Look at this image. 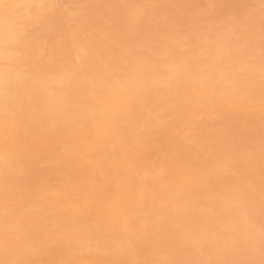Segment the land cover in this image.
<instances>
[{"label": "rangeland", "instance_id": "rangeland-1", "mask_svg": "<svg viewBox=\"0 0 264 264\" xmlns=\"http://www.w3.org/2000/svg\"><path fill=\"white\" fill-rule=\"evenodd\" d=\"M2 1L3 2L5 1V2L3 3ZM2 1H1V3H3L2 5L9 6L11 4L9 6L10 9L14 8L12 7L11 0H9L10 2L9 1L7 2V0H2ZM27 1L28 0H25L21 3V5L20 4L18 5L20 8V6L22 5L24 6V2L27 4L26 8L25 6L24 7L22 6L20 10L17 9L18 8L17 7L16 10H18L19 12L16 10L11 11L8 7L7 8L5 6L2 7L1 5V10H0L1 14H4L7 12V15L12 17L11 14L14 13L13 14L14 16L15 12L18 13V17L16 14L15 15L16 18L14 16L13 21L11 20L13 19L11 17H10V20L8 19L9 21L8 24L10 26L7 25L6 26L7 28L6 27H5L6 29L4 28L5 35L8 33L9 35L14 37L15 32H16L15 36H18V37L16 38L14 37L15 38L14 40H17V39L18 40L14 41L12 37L11 40H13L14 42L10 41L12 43V44L10 43L11 45L7 43V46H4L6 44L4 45L2 44V46H0V50L3 48L6 49V47L8 48L10 47V49H14V51L17 49L15 52L13 50L11 51L15 54L17 53V57H16L17 60L15 61L16 58L15 59L14 57L12 58V56L14 55L11 56V59H14V62L11 61V59L7 57L5 59L3 58L4 59L3 61L0 57V61H1L0 67L2 64H4L2 65L3 68L8 66L9 69L11 70L10 67H12L14 64L15 65L14 67L15 68L17 67L18 71L21 70L20 72H23V71L26 72L27 74L18 73V75H20L19 78L20 77H22L21 79L24 78V81L17 80L19 82L22 81L21 85H19L20 84L19 83L18 86L20 88L22 86H23L22 88L24 87L26 89L30 88L29 90L28 89L27 90L29 92L32 91L31 93L28 94L27 93L28 91L25 88L23 89V91H21L22 89L18 88L16 86L17 84L16 85L13 84L14 86H11L12 88L14 87L13 89L17 91L19 89L21 91V94L27 91L26 92L27 95L24 96V99H22V102L20 101L22 104L17 100L19 103V104L17 103V105L21 104V107H19L20 111L18 110V107H17L18 112L15 111L16 110L15 104L17 101H13L15 102V104L13 102L11 103L12 100L8 96L13 94L12 95L13 98L16 95H18V97L20 98L21 94H19L18 92L17 94L15 93L11 94L12 91L14 92L13 89L11 92L6 91L7 93L10 94V95L9 94L7 95L8 98L6 97V99H10V101L8 100L7 103L10 102L9 105L12 104L14 106V108H12L13 106L11 105L12 107L10 106L9 108L14 109L16 114L13 112L12 115L10 114H9L10 116L8 115V118L10 119L12 118L11 120L6 119V118L4 120H9L7 122H10V123H12V120H14L16 121L15 122L16 124L13 121L12 123L13 126L9 123L12 128L7 127L6 129V126L5 127L3 126L1 127V129L5 128L7 130L6 131L2 129V131L4 132L6 131L5 133H8L7 134L8 136L4 138L6 140V139L12 138L9 136H12L13 135L12 133H14V131L11 132L9 129L12 130L14 127V128H19L22 131H25L26 130L25 125H27V130H28L31 127V125L30 127H28L29 124L31 123L34 126V129L37 131L35 132L34 129L32 131L31 130L33 128L32 126L30 129L31 133L30 131H27V132L25 131L27 133L26 134L27 138H29L30 136H34V138H37L39 137L38 135L42 136L44 132L46 131V134H44V136L45 135L48 136L49 134V137L51 139L53 135L58 138L57 134H59V140L61 136V139L63 138L66 141V144H64L65 141L64 143L58 141L59 145H61L62 147H59V149L56 152L55 150H53L54 148L53 146L57 147L56 146L57 142L55 143V141L54 142L52 141L55 144L52 146L53 148L51 147L50 150L48 149V152L50 151V153L46 154L43 152L44 155H48L50 157H52L51 154L57 153L59 156L58 158L61 160L60 162L58 161L59 159L56 158L58 159L57 160L58 165L59 163L61 165L62 160H63V164H62L63 166L59 168V171L58 170L55 171L57 167L56 168L53 167L54 172H56V174H58L59 176L54 174L56 175L55 177H57L55 178L54 175L52 174L54 173L53 171H51L50 173L52 174L51 175L52 177H46V176H50V174L46 176L42 174L45 177L43 176L38 177L39 181L42 179L41 180L42 182L40 181L42 184H40L39 182V185L40 186L42 185L41 188L38 184L37 185L39 186V188H37L36 184L33 185L34 181L29 182V183H22L23 185L27 184V186L30 183L32 184L28 187L26 186L27 188L26 187L24 188V186H21L22 185L21 183H20V186H18L19 184L17 185V183L15 185V182H13L12 184L14 186L11 187L12 179L11 177L8 178L10 176L9 174L10 171L8 170H10V167L13 165V164H9L11 163L9 159L11 158L10 156L12 154L15 155L12 152L14 151L12 150V148L15 149V147H18L19 145L17 146L11 145L10 147L9 144H11L10 143L12 141L11 139H10L11 141L7 140L8 143H6L7 141L5 142V140L4 141L0 140L4 142V143H1V145L2 144L4 145L2 149L0 145V150H3V151L6 150L4 152H8L9 150V154L11 152L10 155L7 153V154H2L1 156L0 154V161H2L3 163L1 164L0 162V220H1L0 221V234H3V232L6 234L7 232L9 233H11V231L13 232L11 233L12 235H10L11 238L9 237V241L7 240L8 242L5 241V238L6 237L8 238L9 235L6 236L5 238H3V236L1 238L0 236V240L2 241L4 240V243H5L3 244L2 242V244H0V264H62L63 261H64V264L66 262H67L66 264H69V263L71 264L72 262L74 264H95L96 262H97L96 264H183V263L188 264V262L190 263V260H191V264H193L195 260L197 262H195L194 264L196 263L198 264V260L200 258H201L200 262H202V260H205V259L208 260L210 256L212 257V261L214 264H219L218 262H216L217 258H219V262L221 264L223 263L220 261L221 259H223L222 261L225 262L223 264H232L235 259H238L237 255H240L238 259L240 263L239 261L237 263V260H235L234 264H256V263L264 264V255H263L264 254V78H262L264 77L263 76L264 75V70H263L264 68V62H263L264 61V0H132V1L131 0H77V1L76 0H40L39 1L38 0V2H36L37 4L39 3L38 6L36 3L34 4V0H30V5L33 8H31V6L29 7V3H27ZM85 2L86 4L84 5ZM31 3L34 5H32ZM3 8L4 10L2 11ZM129 8H133V9H129ZM62 9L63 10L65 9V11L72 10L73 12L71 11L72 14L71 12L65 13ZM76 10H78V12H75ZM10 11L11 13H9ZM60 11H62L63 14H67V15L69 14L68 16L69 17L71 16V17L69 18L67 16L66 18V16H62L63 14H61L62 12L59 13ZM129 13L130 15H132L133 13L136 17L130 16ZM25 15H29V16H25ZM54 15H60V16L56 17ZM21 16L23 17L21 18ZM61 16L63 17V19L65 17V19H69V20L66 21L65 23V19H64V22L62 23V25L59 26V24H61V21H63L61 20L62 18ZM51 17L53 18L55 17L54 19H57L59 17V19H57V23L55 22L56 20L52 21ZM80 20H83V22L85 23V24L84 23L82 24L81 22L83 26L84 25H87V26H85L84 28L79 27L81 26ZM10 21L12 23H10ZM23 21L24 22L26 21L25 22L26 24H24ZM98 21L100 23H98ZM68 22L69 24H67ZM73 23L79 24L77 31H75L76 30L75 27L78 24H76L75 26H72L74 25ZM25 27H26V30H25ZM49 27L50 28L53 27V28L49 29ZM12 28H13L14 34L11 30ZM63 28H66V29H63ZM53 29L54 30L56 29L57 31L56 30L54 31ZM7 30L10 31L11 33L7 32ZM46 30L47 32H49L50 30V32L53 33V35H51V33H48L47 35H43L47 33ZM19 31L21 33H19ZM76 32H77V36L75 37L74 35H76ZM63 33H68L71 35L72 33L73 34L75 33L74 35H72L74 36L72 38H76V40L78 39V35H79V39H78L79 42H77L75 39H72V38H71L72 42H70V39H68L70 38L68 37L69 35L64 37L65 35ZM81 34H82V37H81ZM39 35H41V37ZM42 35L44 37L46 36L44 40H43ZM97 35L99 36L101 35V37ZM36 36H37V39L39 40V41L37 40L38 43L36 45L43 46L44 48H46L44 49L45 51L43 50L45 53H41L42 48L39 50L41 54H39L38 51L36 54L34 53L36 50L40 48L38 47L37 49L36 48L37 46H34L36 43L35 42ZM48 37L51 39L48 40ZM29 38L31 39L34 38L33 40L34 44L32 43L33 44L32 46L31 44L29 45L31 41V39ZM97 38L99 39V42H97L98 41ZM59 39L61 43L59 42ZM169 39L171 40L170 42H169ZM26 41L27 42L29 41L28 44L26 43ZM175 41H177V43ZM211 41L214 42L215 47L218 46L216 48L218 51L219 50L223 51L221 53L219 52L218 56L216 55L217 50L213 53L214 55L210 53L211 57L207 56V54L206 55L204 54V52L208 53L209 51L207 50V48L213 45ZM45 42H46V45H45ZM58 42L59 44H57ZM75 42L77 43L75 44ZM14 43L18 45H15ZM63 43L65 44V46H63ZM169 43L171 46L168 45ZM55 44L57 47L56 46L54 47ZM74 44L78 48L75 47L76 49L73 50L72 47ZM162 44L164 45L162 46ZM60 45L63 47L61 48V50L59 49L61 47ZM66 45H68L67 46V48L69 47L68 49H72V52L70 50L69 52L71 54L73 53L74 58L75 57L79 58L78 60L77 58L73 60V57L71 58L68 57L70 53L67 52V50H65L67 49L65 48ZM69 45H71L72 47ZM179 45L182 47L179 48L180 47ZM52 46L53 48L51 49ZM166 48L171 49L169 51H171V53L172 52L174 53L172 54L169 53V51H167L168 49ZM54 49L56 50L55 52L52 51ZM77 49L80 52H82L83 50L84 51L82 53H79V51L77 52ZM163 50H164V53H163L164 55L162 54ZM178 50L180 53L177 52L176 54L175 52ZM24 51H25V55H24ZM62 51L64 52L66 51V54L68 53V56L66 54H63V55H65L66 58H68V60L72 59L71 60L72 63L71 61L67 63L68 60L60 53ZM85 51H87L88 53ZM28 53L31 55H29ZM59 53L62 55V57L65 58L66 62H63L64 58L62 61V58L60 57L61 55H59ZM192 53H193V57L195 55L194 58H196V56L199 55L200 59L199 57H197L196 60L193 59V61L188 60L189 62H186L187 60L185 61L184 59H186V57L189 59L190 58L189 55H191V58H193ZM32 54L33 55L35 54L36 56H33ZM51 54L52 55L54 54L53 61L51 59L52 57H50ZM173 54L175 56H177L178 54L180 55L177 56L178 58L177 57L175 58L174 56L173 57L174 61H173L172 60ZM165 55L166 57H170V58L169 59L166 58ZM47 56H49L51 60ZM162 56H164L165 58L163 59ZM206 56L207 58H205ZM212 56L213 57L217 56V57L212 58ZM9 57H10V54H9ZM18 57L19 58L21 57L20 58L21 62L20 60H18ZM26 57L31 58L29 59L30 61L33 60L31 62L32 64L29 63V61L28 62L26 61L27 60ZM218 58H222V60L221 59L219 60ZM223 58L226 59L227 64L225 63L224 61L225 59ZM227 58L229 60H227ZM22 60L25 61V63ZM46 60H48V62L51 61V64L46 62ZM17 61H19L20 64L23 63L21 64L22 67L20 64H18ZM73 61H75L74 64H73ZM90 61L92 62L94 61V62L92 63ZM146 61L151 64H153L152 62L155 61L156 63L154 62L155 64H153V66L158 64L157 66L154 67L156 71L153 70V68L151 67V64H146L147 63ZM179 61L180 62L185 61L186 65L190 62L191 63L188 66H185L184 65L185 62H183L182 64ZM206 61H208V63H206ZM45 62L48 63V64H45V65H48L47 67L45 65H42V63L44 64ZM69 63L72 64V72L76 70V73L75 72L72 73L71 71L69 72L71 73L70 75H73V76L68 75V73H65L64 71V67H65V70L67 71L71 70V69H68V68H71L69 67V65H71ZM88 63L91 64V66ZM160 63L162 64L163 67L159 65ZM172 63L175 66H173ZM177 63L178 64L180 63L181 64L180 67L182 68L178 67L177 65V67L179 68L178 69L176 67ZM25 64L27 65V67L24 66ZM92 64L93 65L95 64L94 65L95 67H92ZM196 64L200 67V69L197 68L198 66ZM213 64L215 66H217L218 64L221 68L219 66H217L219 69H217V67L214 68L215 66ZM9 65H12V66H9ZM41 65H42V69H43V66L44 68L46 67V69H49L48 67H53V66L55 67V70L57 68L58 70L63 69L62 71L59 70L62 73H60L59 71L58 72L56 71L57 74L63 75L61 76L63 78L66 74L67 76H70L67 78L68 80H65V81H63V78H62V82L66 83L67 81L72 87L71 88L70 86H67L68 91L64 92V93L68 92L66 94L67 97H64L63 96L64 93L61 94L62 93L61 91H64L66 89L64 85H67L68 83L64 85L62 83L60 85L59 83L61 82L58 81V83L57 82L55 83L59 85H56L55 83L50 85V90L52 91V89H54L53 90L54 93L55 92L57 93V94L55 93L56 95L54 93L50 94L51 98L54 97L52 98L53 101L54 99L57 101V99L59 100V98L63 97L69 100L68 103L70 101H72L73 103L72 104L70 102L69 108L71 109L69 110L71 111L67 109L68 113L71 112V115H69L70 113L68 114L66 112L67 113L66 115L68 116H65V118H69V121L65 119L63 120L65 123L62 122L64 125L58 124V126L63 125V127L57 126L56 129L53 127L55 131L53 130L50 131L51 126H53L50 124L54 122L51 118L43 117L42 121H40L41 122L40 124L37 121L36 116L33 119V116L37 114L35 112L38 110V108H36L37 105L34 100V96H32V94L34 93V90L32 89V83H30L29 81H31L30 80L31 76L33 77L34 75V77H36L37 72L39 73L40 71L41 72H44V70L46 71V69H43V70L40 69ZM143 65L145 68L144 67L142 68ZM146 65H149V66H146ZM184 66L185 68L188 67V69L185 70ZM14 67H12V69ZM54 67L53 69L50 68L51 70H53L50 72L55 73ZM60 67H62V69ZM78 67L79 69H82V70L80 71L78 69L77 71ZM146 67H149L150 69L148 70V68L146 69ZM169 67L171 68V70ZM20 68H22L23 70ZM36 68H38L37 71H36ZM90 68L94 69V71L91 70ZM196 68L198 70H196ZM229 68L232 70L230 71ZM253 68H254V71H253ZM83 69H84V72H83ZM174 69H178L177 72ZM180 69H182V71ZM5 70H2V71H5ZM85 70H88V72L90 71L91 72L93 71V72L91 74V72L88 73V72H85ZM169 70L171 71V73L175 71L176 74L174 73L172 74H174L176 78L174 77V75L171 77L170 72H168ZM190 70L192 71V73ZM152 71H155V74ZM15 72H17V70ZM79 72L80 73L82 72L81 74L83 76H81V74H77ZM167 72L169 73V77L171 78L172 81L171 80L169 81L168 80L169 77L167 79L166 75H164V73H167ZM178 72L180 73L177 74ZM185 72L187 73L185 74ZM252 72H255V74L254 73L251 74ZM28 73L30 74L28 75ZM84 73H86V75ZM157 73L158 74L160 73L159 75L160 78L158 77ZM145 74H146V77H144ZM189 74H191V76ZM213 74L214 76H212ZM247 74L249 75L247 76ZM102 75H103V79L104 78L106 79V80L104 79L103 82L101 81L103 80ZM110 75L114 81L111 79ZM201 75L202 77L204 76L203 78L204 80L208 82V85L212 81L211 79L214 80V82L212 81L213 83L211 82L209 85L211 88H207L208 85L206 81H204L206 82L204 83L205 85L200 84L201 82L203 83V81H201V78L198 77ZM225 75L227 76L225 77ZM122 76L124 79H122ZM163 76L166 78H164ZM57 77L59 78L60 75H58ZM71 77L73 81L70 79ZM189 77H193L194 81L192 80L193 78L190 79ZM33 78H31L32 82L34 80ZM114 78L117 80H115ZM244 78L246 81L243 80ZM69 79L71 81H69ZM154 79H160L158 81L155 80L156 83L161 82V84H164L165 83L164 81L166 80H168L166 84H168L169 82H172V83H169L168 85L164 84L162 85L163 87L160 84H158L157 85L158 87L157 86L155 88L153 87L154 89L153 91L151 87L153 86V84L151 81L154 82ZM195 79L198 81V83ZM251 79L253 80L252 82H251ZM26 80H29V81H26ZM58 80H61V79L59 78ZM106 81H107V85L106 83H104ZM108 81L113 82L114 85L110 86L109 85L110 82L108 83ZM115 81L117 84L114 83ZM118 81H121L122 83L123 81L126 82L125 85L126 86L128 85L127 86L128 89L125 88L124 84H123L124 88L123 87L121 88L120 87L121 82L119 83V86L117 88L116 86L118 85ZM234 81L236 84L234 83ZM173 82H177V83H173ZM184 82L186 83L187 86L185 85ZM244 82H247L248 84ZM262 82H263V85H262ZM29 83H30V86H29ZM142 83L146 84L145 85L146 87H143V89L146 88V90L144 89L143 91L145 92V94L144 93L142 94V91H140L141 94H139V91H138L142 88L141 86ZM250 83L252 85L254 84L255 86L254 85L250 86ZM171 84L174 85V87ZM212 84L214 85V87ZM139 85L141 86V88H139ZM248 85H249V88H246ZM135 86L139 88L137 89L138 93L137 92L134 93L136 91L135 90L136 88L134 89ZM164 86L166 87L167 91L164 88ZM226 86L227 87L232 86L231 87L232 89H227ZM74 87L77 89H75ZM212 87L214 89H212ZM255 87H257L258 89L257 88L255 89ZM10 88L8 87L7 89L11 90ZM102 88L103 89L105 88V89L103 90ZM199 88H201V91ZM251 88L255 89V90L253 89L254 92ZM113 89H116V90L118 89L119 93L122 91L124 93L122 96L121 94L120 96H117L118 94L116 95L115 93L116 90L114 91ZM157 89L160 91L161 90L163 91H161L160 93V91L157 92ZM208 89H210V92H208L209 93L208 99L206 98L208 93H206V97H204L203 95L204 100L202 99L203 98L202 96L200 99H196L198 97L197 95H200V94L202 95V93L204 94V91L207 92ZM228 90L231 91L230 93H228V95L229 96L232 95L233 99L225 95L227 93L225 91H228ZM235 90L238 92H236ZM93 91L95 93L96 91H99L100 94H104L105 96L102 95L100 97L98 93L95 94ZM197 91L199 93H197ZM6 92H4L5 94L3 93L4 98H5ZM195 92L197 93L196 95H195ZM128 93H131V98L133 99H130V97L129 98L124 97ZM221 93L224 96L221 95ZM93 94L96 96H94ZM133 94L135 95L133 96ZM213 94H214V97H213ZM23 95L24 94H22V96ZM27 96H30V98L34 102L32 103L31 99L28 102L27 98L29 97ZM180 96H182L183 99H181L182 97ZM186 96L187 97L189 96V97L187 98ZM193 96L195 97L192 98ZM209 96L211 98H209ZM90 97L92 99L93 97L97 99L96 100L97 103L95 104V106L93 102L95 99H93L92 101L93 103H92L91 101L88 100V98L90 99ZM103 98L105 100H103ZM107 99H110L111 102L110 100H107ZM115 99H118V100L115 101ZM192 99L195 100L194 102H196L197 105L196 103L192 102ZM210 99L212 101H210ZM216 99L218 100L216 101ZM229 99H231L232 101ZM253 99L254 101L255 100L256 101L254 102ZM78 100H79L80 105L82 103L81 106L77 105ZM81 100H84V102L83 101L81 102ZM121 100L124 101V103H122L124 106L128 105L129 103L130 105L127 106V108H130V109L126 110V107L124 108V106L121 105L120 103ZM184 100L187 102L189 101L188 103L189 105L187 104V102L184 104ZM258 100L260 101L259 104L257 103ZM98 101H100L102 106ZM103 101L107 103L109 102L108 103L109 105L108 104L106 105ZM24 102L27 104V106L25 107H23L25 104ZM90 102L91 104H93V106L92 105L90 106H92L93 108H97L99 110V111L96 110L97 112L99 113L100 111L102 112L100 115L98 113L97 117L95 114L96 113L95 109L92 110V108L88 107ZM199 102H201L202 105ZM206 102L207 104H205ZM84 103H86V105L88 104V106L84 107L85 106ZM193 103L195 104V106L193 105ZM30 104L31 106L34 105L33 108L30 106ZM75 105L78 106L79 108H77ZM113 105L115 107L117 105L116 107L117 109L115 110L111 109L112 111L110 112L109 107L110 106L113 107ZM29 106H30V109H29ZM83 107L85 109H83ZM103 107L105 109H103ZM21 108H24V109L22 110ZM34 108L36 109V111L33 110ZM86 108H87V111H86ZM107 108H108V111H105L104 113V110H107ZM5 109H4V115L6 116L7 112L5 111ZM25 109H28V111ZM72 109L74 111H76L75 109H78V110L74 112ZM119 109H122V110H119ZM146 109H148V111H146ZM175 109H177L178 111H176ZM10 110L11 109H8L7 111L10 112ZM80 110H83V112L85 111L87 113L82 112L80 115L79 114ZM119 111L120 113L122 112L121 117L119 114H117ZM152 111H155V112H152ZM20 112L21 113L24 112L23 115L22 114L18 115V113ZM32 112L35 114H33ZM29 113H31L30 115L33 114V116H29L28 115ZM111 113H116L117 115L116 114L114 115L118 117H117V121L115 119L116 116L112 117V120L115 119L114 120L115 122L114 121L111 122L109 126V127L112 126L110 128V132L114 126V128L117 127L118 133L121 131L123 134H121V132L120 134H118L112 131L111 135L109 134V136L111 137H108L105 134L108 137V139L110 138L109 140H106L107 137L105 135H103V140H105V142L100 141V139H102L101 137L100 139H98V141H100L101 143H104V147L105 149H107L109 155L107 154L108 155L107 158L101 161L102 166H99L98 167L99 169L96 168V171H95V167L89 166L90 169L92 168L90 170L92 174L90 172L88 173L87 169H86L87 171L84 170L83 163L79 161V159L81 158V154L83 153V151H85L86 147L82 149L79 147L77 149L76 147L77 149L76 150L74 146L67 144L68 141L70 140L65 139L63 137L64 136L63 134L68 135L69 132H73L71 128L74 127V130H75L76 128H78L77 125L81 126L79 115L80 116L84 115L83 117L86 118V120H88L87 125L89 123L94 124L93 122L96 123L94 124V126L96 125L95 127H92V128L90 127L91 129L90 132L92 133V135L90 134L88 135V136H91L90 139L93 142L89 141L90 140L89 137L86 138L89 140L85 141L87 142V145L92 146L94 145L93 143L98 142L95 139V137L97 138L96 134L101 133L100 129L104 126L103 125L104 122L102 121L104 120L105 117L110 116ZM151 113H154V114H151ZM87 114L88 116H86ZM91 114L95 115V117L92 116L94 117V120L96 119L95 121H93ZM2 115L3 113L1 114V116ZM1 116H0L1 124L2 123L6 124V122L4 123V121L1 120ZM23 116H29V117H26L27 119H25V117ZM72 116L74 118H71L70 120V117ZM15 118H18V120H15ZM19 118L21 119L23 118V121L21 123L23 125L22 128L21 126H19L21 122ZM101 118L103 119L101 120ZM30 120H33V122H31ZM97 120H100L99 123ZM119 120L121 122H119ZM34 121L36 125L37 124L41 125L42 128L40 129V126L38 125L37 126L39 128H36L37 126L35 127ZM44 121L46 124L43 123ZM71 123L73 124L75 123V125ZM92 124L91 126H93ZM119 124L121 126H119ZM97 125H99L100 129L99 128L96 129L98 127ZM69 126L71 128L68 129ZM86 126L85 128H88ZM81 128L79 127V130ZM125 129L127 130L125 131ZM79 130L77 129L75 131H79ZM41 131L43 134L40 133ZM114 131H116V129ZM32 132L36 133L37 135L36 134L34 135ZM40 140L41 139L36 140V141H38L39 144L40 142L43 143L42 141L43 139L41 141ZM119 142L120 143L122 142L121 145ZM172 142L174 143L173 148L171 147ZM5 143L6 145L7 144L9 145V148L5 146ZM45 143H43L42 146L41 144L40 145L37 144L36 145L37 149L35 150L39 151L40 147L43 148V145ZM71 146L74 148L72 149ZM18 148L22 149L21 146ZM44 148L46 149L47 147L45 146ZM66 148L68 149L71 148L69 150H74L72 151L73 153L70 152L69 150H66ZM78 150L82 152L80 155H78V157L80 158H78L76 155ZM42 151H45V150L41 149V152L39 151L37 153L41 154ZM80 151L78 153H80ZM5 155H9V159L8 157H5ZM114 155L117 158H115ZM117 155L118 156L120 155V156L118 157ZM168 156H170L172 159ZM4 157L6 161L4 160ZM50 157L48 158L49 162H50ZM238 157L239 159L241 158L243 159V161L242 159L240 161L244 163L246 161V163L245 164L242 162L240 163L239 159H237ZM52 158H54V156ZM56 159H54L55 162H56ZM3 160L5 161V163L3 162ZM54 160L52 159L53 162ZM71 161L73 162L70 163ZM91 161L93 164L97 163V160L95 158H92ZM110 163L111 164L117 163L119 168L118 167L116 168L117 165L116 166L114 165L117 170L114 169L113 165H111ZM103 164H105V166ZM119 164L121 165L119 166ZM38 167H41V166H38ZM63 167L67 170V172L66 170H64ZM62 168L64 171L61 170ZM92 171H95V172H92ZM84 175L89 178L84 177ZM5 176H7V178ZM82 176L84 178H82ZM107 177H109L110 179H107ZM113 177H115V179ZM6 180H8L10 184L9 183L6 184ZM35 183H36V180H35ZM93 191L95 193L97 192V194L100 192L101 193L96 198L95 196L96 194ZM124 191H125L126 196H124ZM60 192H62L61 195H63V192H65L64 195L65 194L66 195L64 197L61 195L59 196ZM174 192L176 196H174V194H171ZM26 193L28 194L30 193L32 195V196L30 195L32 199H30L31 197L29 198V196L27 195V198L29 200L25 198L23 200V197L26 195ZM93 193L95 197L92 195ZM81 194L82 195L84 194L85 196H82ZM119 195L122 198H119L118 197ZM20 197L21 199L19 200ZM90 198H92V201H90ZM120 199L123 201H121ZM55 201L56 202L59 201L58 207L59 205L62 206L61 208L56 207L57 210L60 209L62 214L60 211L58 213L56 209L54 211V208L57 204ZM116 201L119 202V206L117 204L118 202L116 203ZM52 202L53 203L55 202V204L52 205ZM107 203L109 204V206ZM122 203H124V205H122ZM50 204L52 205L51 209L53 210H50V207H51L49 206ZM120 204L122 206H120ZM111 205H115L119 209H117V207L114 206L117 209V211L115 208H113L114 209L113 210L112 209L113 206ZM96 207L98 208V210H95L97 209ZM44 210H47L50 212H45ZM118 210H120L119 212L121 214L118 212ZM41 211L42 212L44 211V212L42 213ZM51 211L52 212L54 211V212L52 213ZM121 211H123V213ZM207 216L208 218L206 220L208 221L211 220L210 222L211 223L215 222L214 224L218 223L215 225V227L210 223L208 225V226L210 225L213 226V227L211 226L209 229L217 228L215 230L217 233L214 231L215 233L213 235L212 233L214 229L212 230V233H211V230L207 232L205 231V230H209L207 229L208 228L207 225H206L207 228L205 229V224H207L208 221L204 222V220L202 219ZM148 219L149 221L146 223ZM116 220L117 221L119 220V221L116 222ZM120 221L125 222L126 225ZM202 223H204L203 228L201 227ZM11 224L13 226L15 225V227H13L12 230L10 229L11 230L10 231L9 229H7V226L11 228L10 227ZM219 224L222 225V226L220 225L221 229L218 227ZM190 225L192 226L194 225L193 226V228H195L194 230H196L198 227H201L202 229L200 230L198 228L199 231L196 230L198 233L197 234L196 231H194L192 228L191 230H193L195 234H197V235L195 234L193 235L192 233L194 232L188 229ZM159 226L161 229L159 228ZM187 226L189 227L187 228ZM153 227L154 228L156 227L158 232ZM181 227L187 228V230H184ZM14 228L17 230H15ZM176 228L178 230H181L182 232L184 230V233L186 234L184 235V233H182V235L184 236H181L180 234L177 235L178 230ZM227 228H229V230H227ZM238 228H239V231H238ZM73 229L76 230L77 233L73 232ZM134 229L136 230V233L133 232ZM143 229H144V232L146 233L149 232L148 235L143 232ZM151 229L155 231L150 232ZM203 229L205 230L202 231ZM138 230H141L142 232ZM189 230L191 231V233H188ZM241 230H242V235L240 234ZM129 231H131L130 232L132 233L131 235ZM121 232H123L124 234ZM138 232L143 233L144 234L143 237L146 236V238H144V240H140L139 238L142 239L141 236L143 235V234L141 235V233L139 234L140 236H137L139 238H137L135 235H137ZM89 233L91 234V236L89 235ZM153 233L159 234L158 235L160 238L159 242H158V236L154 235ZM208 233H211V234H208ZM231 233L234 234L232 237H234L235 239L231 237ZM235 233L238 234L239 236H235L236 235ZM60 234H62L63 236H61ZM72 234L73 236L70 237ZM119 234H120V237H119ZM121 234L123 236H121ZM190 234L191 236H189ZM201 234L203 236H201ZM77 235H78L79 241H78V238H76ZM134 236L137 238V240H135ZM149 236L150 238L151 237L154 238L155 236H157V238L155 237L157 240L155 241L152 239L153 243H151L152 240L148 239ZM198 236H200L201 238L204 237L202 238L204 240L202 241V239L198 238ZM73 237H75L77 240L74 241L75 238ZM121 237H125V240L119 239ZM161 237L162 238L166 237V238L162 239ZM193 237L195 240L193 239ZM196 237L198 238L197 240H196ZM71 238H73L74 240ZM99 240L100 242H98ZM120 240H122V243H120L121 242ZM143 241H146V242L143 243ZM77 243H79L80 245ZM73 244H76V245H73ZM141 244H143V246ZM151 244L153 247L151 246ZM116 245H119V246H116ZM77 247L80 248L81 252L79 251ZM211 247H213L214 250ZM228 247L231 249H229ZM112 249H114L117 252L114 253L113 252L114 250ZM198 249L200 250V252ZM205 250L208 252H206ZM251 250H252V253H250ZM189 251L196 257L191 256L190 255L191 253ZM18 252L19 253L21 252L20 254L23 253L24 255L22 254V256H20ZM201 252L202 254H200V258H199L198 255ZM259 253H261V255ZM212 254L216 255L214 257H217V258H214ZM17 255H19L20 258L19 256L17 257ZM204 255H207L206 257L208 258L206 257L204 258L203 257ZM230 255L231 256L233 255L232 257H234V260L233 258H231ZM258 255L260 256V258H258L259 257ZM94 256L98 258L97 259L98 261L96 262L93 261L96 259V258L93 259ZM213 258L216 260H214ZM90 259H91V262H90ZM192 259L194 260L193 263H192ZM180 260L181 261L183 260V261L181 262ZM227 260L228 261L230 260L229 261L230 263H228ZM212 261L211 259H209L208 262L206 261L204 262L207 264L209 263L213 264Z\"/></svg>", "mask_w": 264, "mask_h": 264}, {"label": "bare ground", "instance_id": "bare-ground-1", "mask_svg": "<svg viewBox=\"0 0 264 264\" xmlns=\"http://www.w3.org/2000/svg\"><path fill=\"white\" fill-rule=\"evenodd\" d=\"M1 1H2V0H0V10H1V5L5 2V1H4V2L2 1L3 3H1ZM8 1H9V0H7V2H8ZM11 1H12V7H14L13 9H12V8L10 9V7H9V6L11 5L10 3H8V4H10L9 6L2 5V7H3V6H5L6 8L8 7L11 11H13V10L15 11L16 8L18 7L17 9L20 10V8H22L23 5L20 6V8H19L18 5H19V4L21 5V3H22L23 1H25V0H11ZM39 1H40V0H39ZM76 1H77V0H76ZM131 1H132V0H131ZM9 2H10V1H9ZM31 2H32V1H31ZM36 2H38V0H34V4H35ZM111 2H112V1H111ZM27 3H29V7H30V6H31V5H30V0H28ZM25 4H26V3L24 2V6H25V8H26V7H27V4H26V5H25ZM31 4H32V3H31ZM34 4H32V5H34ZM36 4H37V3H36ZM38 4H39V3H38ZM38 4H37V6H38ZM85 4H86V2L84 3V5H85ZM87 4H88V3H87ZM13 5H15V6H13ZM52 5H53V4H52ZM52 5H51V6H52ZM125 5H126V4H125ZM174 5H175V4H174ZM24 6H23V7H24ZM172 6H173V5H172ZM175 6H176V5H175ZM86 7H87V6H86ZM176 7H177V6H176ZM31 8H33V7L31 6ZM133 8H134V7H133ZM133 8H129V9H133ZM82 9H83V8H82ZM129 9H128V10H129ZM3 10H4V8L2 9V11H3ZM60 10H61V9H60ZM62 10H63V9H62ZM107 10H108V9H107ZM8 11H9V10H8ZM11 11H10L9 13H11ZM16 11H18V10H16ZM30 11H31V9H30ZM63 11H64L65 13H69V12H71L72 10H68V11L66 10V11H65V9H64ZM129 11H130V10H129ZM4 12H6V11H4ZM4 12H3V13H4ZM18 12H19V11H18ZM21 12H22V11H21ZM24 12H25V11H24ZM61 12H62V11H60L59 13H61ZM72 12H73V11H72ZM72 12H71V14H72ZM75 12H78V10H76ZM75 12H74V13H75ZM79 12H80V10H79ZM98 12H99V11H98ZM130 12H131V11H130ZM34 13H35V12H34ZM59 13H57V14H59ZM86 13H87V12H86ZM86 13H85V14H86ZM105 13H106V11H105ZM112 13H113V12H112ZM13 14H14V13H13ZM13 14H11V15H12V17H11V16H8V15H7V12L4 13V14H1V13H0V46H2V44H3V45L6 44V45H4V46H7V43H9V45H11V44H12L11 42H12L16 37H18V36H15V35H16V32H15V35H14L15 38H14L13 36L9 35L7 32H9V33H11V32L8 31V30H7V32H6L7 34H6V35L4 34V28H5L7 25L10 26V25L8 24V22H9L8 19L10 20V17H11V18H13V19H11V20L13 21V20H14V16H15L16 14H17V17H18V13L15 12V15H14V16H13ZM19 14H20V13H19ZM25 14H26V13H25ZM61 14H63V12H62ZM91 14H92V13H91ZM91 14H90V15H91ZM119 14H120V13H119ZM68 15H69V14H68ZM68 15H67V14H63L62 16H66V18H67ZM73 15H74V14H73ZM97 15H98V14H97ZM113 15H114V14H113ZM129 15H130V13H129ZM25 16H29V15H25ZM54 16L57 17V16H60V15H54ZM62 16H61V17H62ZM87 16H88V15H87ZM101 16H102V15H101ZM117 16H118V15H117ZM130 16H135V15L132 13V15H130ZM22 17H23V16H21V18H22ZM68 17H69V16H68ZM70 17H71V16H70ZM70 17H69V18H70ZM74 17H75V16H74ZM74 17H72V18H74ZM88 17H89V16H88ZM93 17H94V15H93ZM128 17H129V16H128ZM135 17H136V16H135ZM142 17H143V16H142ZM15 18H16V16H15ZM31 18H32V17H31ZM54 18H55V17H54ZM54 18L51 17V20H52V21H55V20H56L55 22L57 23V19H59V17H58L57 19H54ZM107 18H108V17H107ZM64 19H65V17H64ZM64 19H63V17L61 18V20H63V21L60 20V21H61V24H59V26L62 25V23L64 22ZM88 19H89V18H88ZM92 19H93V18H92ZM103 19H104V18H103ZM26 20H27V19H26ZM31 20H32V19H31ZM68 20H69V19H65V23H66V21H68ZM71 20H72V19H71ZM94 20H95V19H94ZM124 20H125V19H124ZM18 21H19V20H18ZM52 21H51V22H52ZM76 21H77V20H76ZM76 21H74V22H76ZM108 21H109V20H108ZM23 22H24V21H23ZM25 22H26V21H25ZM25 22H24V24H26ZM81 22H82V24L84 23L83 20H80V24H81ZM87 22H88V21H87ZM127 22H128V21H127ZM129 22H131V21H129ZM10 23H12V22L10 21ZM13 23H14V22H13ZM15 23H16V22H15ZM21 23H22V22H21ZM53 23H54V22H53ZM93 23H94V22H93ZM98 23H100V22L98 21ZM182 23H183V21H182ZM67 24H69V22H68ZM73 24H74V23H73ZM76 24H78V23H76ZM76 24H74V25H72V26H75ZM82 24H81V26H79V24H78V25L75 27L76 30H75V28H74V30L77 31V30H78V26H79V27H82V28H84L85 26H87V25H84V26H83ZM84 24H85V23H84ZM96 24H97V23H96ZM105 24H106V23H105ZM130 24H131V23H130ZM135 24H136V23H135ZM185 24H186V23H185ZM188 24H189V23H188ZM46 25H47V24H46ZM48 25H49V24H48ZM137 25H138V24H137ZM14 26H15V25H14ZM51 26H52V25H51ZM66 26H67V25H66ZM66 26H65V27H66ZM90 26H91V25H90ZM92 26H93V24H92ZM26 27H27V26H26ZM26 27H25V30H26ZM47 27H48V26H47ZM191 27H192V26H191ZM191 27H190V28H191ZM6 28H7V27H6ZM6 28H5V29H6ZM17 28H18V27H17ZM51 28H53V27H51ZM51 28L49 27V29H51ZM59 28H60V27H59ZM69 28H70V27H69ZM95 28H96V27H95ZM101 28H102V27H101ZM45 29H46V28H45ZM63 29H66V28H63ZM88 29H89V28H88ZM104 29H105V28H104ZM186 29H187V28H186ZM9 30H10V28H9ZM11 30H12V32H13V28H12ZM53 30H54V29H53ZM53 30H52V31H53ZM55 30H56V29H55ZM55 30H54V31H55ZM74 30H72V31H74ZM182 30H183V29H182ZM17 31H18V30H17ZM56 31H57V30H56ZM61 31H62V30H61ZM79 31H80V30H79ZM79 31H78V33H79ZM93 31H95V30H93ZM96 31H97V30H96ZM133 31H134V30H133ZM42 32H44V31H42ZM46 32H47V30H46ZM102 32H103V31H102ZM106 32H107V31H106ZM121 32H123V31H121ZM19 33H21V32L19 31ZM22 33H23V32H22ZM24 33H25V32H24ZM48 33H51L50 30H49V32H47L46 34H43V35H47ZM85 33H86V32H85ZM184 33H185V32H184ZM13 34H14V32H13ZM63 34L65 35V36L63 35L64 37H66L67 35H69L68 37H70V38H68V37H67V38L70 39V42H72V41H71V38H72V37H74V36L76 37V36H77V32H76V35H74L75 33H74V34L72 33V35H74V36H72L71 34H68V33H63ZM82 34H83V33H82ZM82 34H81V37H82ZM91 34H92V33H91ZM107 34H108V33H107ZM143 34H144V33H143ZM7 35H8V36H7ZM17 35H18V33H17ZM33 35H34V34H33ZM43 35H42V37H43V40H44L46 36L44 37ZM51 35H53V33H51ZM70 35H71V36H70ZM87 35H89V34H87ZM130 35H131V34H130ZM9 36H11V37H9ZM39 36L41 37V35H39ZM92 36H93V35H92ZM97 36H99V35H97ZM171 36H172V35H171ZM12 37H13V38H12ZM29 37H30V36H29ZM59 37H60V36H59ZM99 37H101V35H100ZM181 37H182V36H181ZM11 38H12L13 40H11ZM86 38H87V37H86ZM93 38H94V37H93ZM158 38H160V37H158ZM169 38H170V37H169ZM178 38H179V37H178ZM209 38H210V37H209ZM21 39H22V38H21ZM25 39H26V38H25ZM29 39H31V38H29ZM39 39H40V38H39ZM50 39H51V38L48 37V40H50ZM72 39H75V40H76V38H72ZM78 39H79V35H78ZM78 39L76 40L77 42H79ZM82 39H83V38H82ZM84 39H85V38H84ZM89 39H90V38H89ZM89 39H88V40H89ZM161 39H162V37H161ZM17 40H18V39H17ZM17 40H14V41H17ZM27 40H28V39H27ZM33 40H34V38L31 39L29 45L31 44V46H32V45L34 44ZM37 40H38V39H37V36H36V37H35V42H36V43H35L34 46H37L36 44H37L38 41H39V40H38V41H37ZM46 40H47V38H46ZM46 40H45V41H46ZM64 40H65V38H64ZM64 40H63V41H64ZM95 40H96V39H95ZM97 40H98L97 42H99V39H98V38H97ZM100 40H101V39H100ZM165 40H166V39H165ZM165 40H164V41H165ZM167 40H168V39H167ZM174 40H175V39H174ZM10 41H11V42H10ZM14 41H13V42H14ZM40 41H41V40H40ZM73 41H74V40H73ZM86 41H87V40H86ZM170 41H171V40L169 39V42H170ZM28 42H29V41H28ZM28 42L26 41L27 44H28ZM43 42H44V41H43ZM46 42H47V41H46ZM46 42H45V45H46ZM59 42L61 43L60 39H59ZM59 42H58L57 44H59ZM77 42H75V44H76ZM84 42H85V41H84ZM84 42H83V43H84ZM93 42H94V41H93ZM165 42H166V41H165ZM173 42H174V41H173ZM175 42L177 43V41H175ZM211 42H212V41H211ZM211 42H210V44H211ZM10 43H11V44H10ZM16 43H17V42H16ZM22 43H23V42H22ZM22 43H21V44H22ZM32 43H33V44H32ZM51 43H52V42H51ZM55 43H56V41H55ZM85 43H86V42H85ZM100 43H101V42H100ZM163 43H164V42H163ZM183 43H184V42H183ZM186 43H187V42H186ZM212 43H213V45H211V46H209V47L207 48V50L209 51L208 53H205V52H204L205 50L203 51L205 55L207 54V56H210V57H211V54H213V53L217 50L216 48L218 47L217 45H216L217 47H215L214 42H212ZM217 43H218V42H217ZM14 44H15V43H14ZM23 44H24V43H23ZM65 44H66V42H65ZM65 44L63 43V46H65ZM75 44L73 45V47H72L71 45H69V46H71L72 49L74 50V49H76L75 47H77ZM88 44H89V43H88ZM92 44H93V43H92ZM180 44H181V43H180ZM190 44H191V43H190ZM215 44H216V43H215ZM9 45H8V46H9ZM15 45H18V44H15ZM96 45H97V44H96ZM134 45H135V43H134ZM153 45H154V44H153ZM163 45H164V44H162V46H163ZM168 45H170V43H169ZM172 45H173V43H172ZM182 45H183V44H182ZM12 46H14V45H12ZM55 46H56V44L54 45V47H55ZM60 46H61V45H60ZM67 46H68V45H66L65 48H67ZM94 46H95V45H94ZM131 46H133V45H131ZM158 46H159V45H158ZM170 46H171V45H170ZM179 46H180V45H179ZM219 46H220V45H219ZM223 46H225V45H223ZM223 46H222V47H223ZM38 47H40V48L38 49ZM48 47H49V46H48ZM56 47H57V46H56ZM58 47H59V46H58ZM82 47H83V46H82ZM92 47H93V46H92ZM181 47H182V46H180L179 48H181ZM187 47H188V46H187ZM7 48H8V47H6V49H7ZM18 48H19V47H18ZM31 48H33V47H31ZM36 48H37L38 50H36V51L34 52L35 54L37 53V51L39 52V50H40L41 48H42V51H43L44 49H46V48H44L43 46H39V45H38ZM49 48H50V47H49ZM52 48H53V46L51 47V49H52ZM61 48H63V47L61 46L59 49L61 50ZM68 48H69V47H68ZM68 48L65 49V50H67V52H69V50L72 52V49H68ZM77 48H78V47H77ZM79 48H80V47H79ZM109 48H110V47H109ZM168 48H169V47H168ZM168 48H166V49H168ZM176 48H177V46H176ZM188 48H189V47H188ZM201 48H202V46H201ZM4 49H5V48H3V49L0 50V57H1V59H2L3 61H4V59H5L6 57L9 58V59H11V56H12V55H14V56H12V58L14 57V59L17 57V53L15 54V53L11 52L12 50L14 51V49H10V47H9L7 50H6V49L4 50ZM20 49H21V48H20ZM55 49H56V48H55ZM55 49L52 50V51L55 52V51L57 50V49H56V50H55ZM80 49H81V48H80ZM101 49H102V48H101ZM103 49H104V48H103ZM105 49H106V47H105ZM132 49H133V48H132ZM163 49H164V48H163ZM221 49H223V48H221ZM226 49H227V48H226ZM3 50H4V51H3ZM9 50H10V52H9ZM16 50H17V49H16ZM16 50H15V51H16ZM34 50H35V48H34ZM34 50H33V51H34ZM169 50H171V49H168L167 51H169ZM194 50H195V48H194ZM6 51H7V52H6ZM15 51H14V52H15ZM26 51H27V50H26ZM42 51H41V53H45V52H44L45 50H44L43 52H42ZM78 51H79V50L77 49V52H78ZM83 51H84V50H83ZM83 51H82V52H83ZM90 51H91V50H90ZM131 51H132V50H131ZM172 51H173V50H172ZM174 51H175V50H174ZM225 51H227V50H225ZM8 52H9V53H8ZM21 52H22V51H21ZM28 52H29V51H28ZM46 52H47V51H46ZM50 52H51V51H50ZM50 52H48V53H50ZM58 52H59V51H58ZM62 52H63V53H62ZM62 52H60L62 55H63V54H66V51H65V52L62 51ZM82 52L79 51V53H82ZM85 52H87V51H85ZM93 52H95V51H93ZM159 52H160V51H159ZM177 52L180 53L179 50L176 51L175 53L177 54ZM219 52L221 53V52H223V51H221V50L218 51V50H217V52H216V55H217V56L219 55ZM26 53H27V52H26ZM41 53L39 52V54H41ZM60 53H59V55H61ZM69 53H70V52H69ZM87 53H88V52H87ZM127 53H129V52H127ZM130 53H131V52H130ZM163 53H164V50H163L162 54H163ZM169 53H171V51H169ZM172 53H174V52H172ZM172 53H171V54H172ZM189 53H191V52H189ZM198 53H199V52H198ZM210 53H211V54H210ZM229 53H230V52H229ZM9 54H10V57H9ZM28 54H29V53H28ZM35 54H34V55L32 54V55H33V56H36ZM85 54H86V53H85ZM85 54H84V55H85ZM90 54H92V53H90ZM93 54H94V53H93ZM133 54H134V53H133ZM133 54H132V56H133ZM167 54H168V53H167ZM181 54H182V52H181ZM186 54H187V53H186ZM202 54H203V53H202ZM208 54H209V55H208ZM24 55H25V51H24ZM29 55H31V54H29ZM29 55H28V56H29ZM37 55H38V54H37ZM62 55H61L60 57L62 58V61H63V58H64V57L66 58V56L63 55L64 57H62ZM66 55L68 56V53H67ZM70 55H71V56H70ZM70 55L68 56L69 58H71V57L74 56L73 53H72V54L70 53ZM84 55H83V56H84ZM130 55H131V54H130ZM163 55H164V54H163ZM168 55H169V54H168ZM179 55H180V54H178L177 56H179ZM213 55H214V54H213ZM33 56H32V57H33ZM53 56H54V54H53V55H52V54L50 55V57H52V58H51L52 61H53V58H54ZM134 56H135V55H134ZM170 56H172V55H170ZM174 56H175V55L173 54V56H172V60H173V61H174V59H173ZM177 56H175V58H176ZM189 56H190L189 59H188L186 56H185L186 59H184V58H183V59H184L185 61L187 60L186 62H189L188 60H192V61H193V59L196 60L197 57H199V55H197L196 58H194L195 55H194V57H193V53H192V57H193V58H191V55H189ZM207 56H206L205 58H207ZM217 56H216V57H217ZM221 56H222V54H221ZM47 57L49 58V56H47ZM126 57H127V56H126ZM162 57H163V59H164V58L166 57V55H165V57H164V56H162ZM210 57H209V58H210ZM216 57H215V56H214V57L212 56V58H216ZM219 57H220V56H219ZM223 57H224V55H223ZM226 57H228V56H226ZM3 58H4V59H3ZM20 58H21V57H20ZM20 58L18 57V60H20ZM26 58H27V57H26ZM37 58H38V57H37ZM65 58H64V61H63V62H66ZM76 58H77V57H75V58L73 57V60L76 59ZM166 58L169 59L170 57H166ZM177 58H178V57H177ZM179 58H180V57H179ZM9 59H8V60H9ZM14 59H11V61L14 62ZM29 59H31V58H27L26 61H27V62L29 61V63H31L33 60L30 61ZM32 59H33V58H32ZM49 59H50V58H49ZM49 59H48V60H49ZM51 59H50V60H51ZM66 59L68 60V58H66ZM78 59H79V58H77V60H78ZM134 59H135V58H134ZM199 59H200V57H199ZM202 59H203V57H202ZM210 59H211V58H210ZM218 59H219V60H220V59L222 60V58H218ZM223 59H225V58H223ZM230 59H232V58H230ZM235 59H236V58H235ZM8 60H7V61H8ZM16 60H17V58L15 59V61H16ZM35 60H36V59H35ZM48 60H46V62H48ZM59 60H60V59H59ZM71 60H72V59L68 60L67 63L70 62ZM94 60H95V59H94ZM131 60H132V59H131ZM177 60H178V59H177ZM177 60H175V61H177ZM213 60H214V59H213ZM213 60H212V62H213ZM227 60H229V59L227 58ZM236 60H237V59H236ZM259 60H260V59H259ZM261 60H262V59H261ZM22 61H23V60H22ZM62 61H61V62H62ZM105 61H106V60H105ZM167 61H168V60H167ZM185 61H183V62H185ZM208 61H209V60H208ZM208 61H206V63H208ZM210 61H211V60H210ZM224 61H225V63H226V59H225ZM231 61H232V60H231ZM237 61H238V60H237ZM248 61H249V60H248ZM0 62H1V61H0ZM9 62H10V61H9ZM17 62H18V64H20L19 61H17ZM20 62H21V60H20ZM23 62L25 63V61H23ZM46 62H45L44 64L42 63V65H45V64H48V63L51 64V61L48 62V63H46ZM74 62H75V61H73V64H74ZM78 62H79V61H78ZM90 62H92V61H90ZM93 62H94V61H93ZM93 62H92V63H93ZM137 62H138V61H137ZM143 62H144V61H143ZM146 62H147V61H146ZM150 62H152V61H150ZM154 62H155V61H154ZM154 62H152V63L155 64L156 62H155V63H154ZM164 62H165V61H164ZM164 62H163V63H164ZM171 62H172V61H171ZM179 62H180V61H179ZM183 62H180V63L183 64ZM186 62L184 63L185 66H188V65L191 63V62H190V63H188V64L186 65ZM214 62H215V61H214ZM243 62H244V61H243ZM263 62H264V61H263ZM71 63H72V61H71ZM71 63H69V64H71ZM79 63H80V62H79ZM84 63H85V62H84ZM157 63H158V62H157ZM175 63H176V62H175ZM180 63H179V64L177 63V64H176V67H177V65H178V67H180V66H181ZM192 63H193V62H192ZM197 63H198V62H197ZM199 63H200V62H199ZM218 63H219V62H218ZM228 63H229V62H228ZM230 63H231V62H230ZM261 63H262V62H261ZM0 64H1V63H0ZM15 64H16V63H15ZM21 64H23V63H21ZM21 64H20V65H21ZM31 64H32V63H31ZM76 64H77V62H76ZM88 64H89V63H88ZM108 64H109V63H108ZM110 64H111V63H110ZM146 64H151V63L147 62ZM153 64H151V67L153 68V70H155L154 67L157 66L158 64H156L155 66H153ZM166 64H167V63H166ZM211 64H212V63H211ZM226 64H227V63H226ZM247 64H248V63H247ZM2 65H4V64H2ZM2 65H1V67L3 68ZM42 65H41V68H40V67H38V68L42 69ZM86 65H87V64H86ZM89 65L91 66V64H89ZM94 65H95V64H94ZM94 65L92 64V67H95ZM113 65H114V64H113ZM136 65H137V64H136ZM144 65H145V64H144ZM144 65L142 66V68L144 67ZM159 65L162 66L161 63H160ZM163 65H165V64H163ZM168 65H170V64H168ZM172 65H173V63H172ZM172 65H171V66H172ZM196 65H197V64H196ZM213 65H214V64H213ZM215 65H216V63H215ZM215 65H214V66H215ZM9 66H12V65H9ZM14 66H15V65L13 64L12 67H14ZM17 66H19V65H17ZM24 66L27 67L26 64H25ZM45 66L47 67L48 65H45ZM49 66H50V65H49ZM51 66H52V65H51ZM67 66H68V65H67ZM90 66H88V67H90ZM134 66H135V65H134ZM146 66H149V65H146ZM171 66H170V67H171ZM173 66H175V65H173ZM185 66H184V68H185ZM197 66H198V65H197ZM201 66H202V65H201ZM207 66H208V65H207ZM217 66H219V65L217 64ZM217 66H215L214 68H216ZM223 66H224V65H223ZM225 66H226V65H225ZM248 66H250V65H248ZM258 66H259V65H258ZM1 67H0V69H1V70H0V113H1V114L3 113V115H4V109H5V108H6L5 111L7 112V114L5 113L7 117H6L5 115H4L5 117H4L3 115L1 116V114H0V116H1V120L4 121V123L6 122V124H3V123L1 124V121H0V125H1V126H0V132H1V134H0V140H3V141H4V140H5L4 138L8 136V135H7L8 133H5V132L7 131L6 129H7V127H8V128H9V127L12 128V127L10 126V124L13 126L12 123H13V121H14V120H12V123L7 122V121H9V120L12 119V118H11V119L8 118V115H9V114L12 115L13 112L16 114L15 111H17V107H18V110L20 111V108H19V107H21L22 99H24V96H26L27 93L29 94V93H31L32 91L29 92L28 90H29L30 88H27V89H28V90H27V89L24 87L28 92L24 90L25 92L22 93V94H24V95L22 96L21 91H23L24 88H22L23 86H22L21 88L18 86L19 83H20L19 85H21V82H22V81L19 82V81H17V80H23V81H24V78H23V79H21L22 77L19 78L20 75H18V73H23V74H25L26 72H24V71H23V72H20L21 70L18 71L17 67H16V68L14 67L13 69H12V67H10L11 70L9 69L8 66H6V67L3 68V69H2ZM21 67H22V65H21ZM32 67H33V65H32ZM46 67L44 68V66H43V69H46ZM53 67H54V66H53ZM53 67H48L49 69H46V71L44 70V72H41V71H40L39 73L37 72V75L35 74L36 77H34V75H33L34 78L30 75V76H31V77H30V80H31V81H29V80H26V81H29L30 83H32V89L34 90V93H33L34 95L32 94V96H34V100H35L36 105H37L36 108H38L37 111H36L35 108L33 109V110L36 111V112H35V113H37L36 115L33 116V114H35V113H33V112H32V113H33L32 115H30L31 113H29L28 115H29V116H33V119H34V117L36 116L37 121L39 122V124L41 123L40 121H42L43 117L51 118L54 122L52 121L53 123H51V124L49 123V124H50V125H53V126H51V128L54 127V128L56 129L57 126H58V124H63V123H65L63 120L66 119V120L69 121V118H65V116H68V115H66V114L68 113L67 109H68V110L71 109V108H69V106H70V102L72 103V101H70V102L68 103L69 100H67L66 98H63V97H62L63 99H62V98H59V100H58L57 97H56L57 101L54 99V101H55V102H54L53 99H52V98H54V97H52V98L50 97V94H53V93H54V91H53L54 89H52V91L50 90V85L54 84L55 82L58 83V81H60V82H61V83H59L60 85H61L62 83H63V85L68 83L67 85H64V86L66 87V89H65L64 91H61V92H62L61 94H63L65 91H68L67 86H70L69 82H67V81H66V83L62 82V78H63V77H61V76H63V75H61V74H57V72H58L60 69L58 70V68H57V69L55 70V67H54V71H55V73H54V72H50V71H53V70L50 69V68L53 69ZM56 67H58V66H56ZM69 67H71V68H68V69H71V70H69V71L65 70V67H64V71H65V73H68V75L71 74V73H69L70 71L72 72V64L69 65ZM80 67H82V66H80ZM162 67H163V66H162ZM170 67H169V68H170ZM178 67H177V68H178ZM219 67H220V66H219ZM228 67H229V66H228ZM251 67H252V66H251ZM256 67H257V66H256ZM256 67H255V69H256ZM38 68H36V71H37ZM60 68L62 69V67H60ZM75 68H76V67H75ZM144 68H145V67H144ZM147 68H148V70L150 69L149 67H146V69H147ZM174 68H175V67H174ZM180 68H182V67H180ZM194 68H195V67H194ZM197 68L200 69L199 66H198ZM197 68H196V70H198ZM220 68H221V67H220ZM260 68H261V67H260ZM262 68H263V67H262ZM5 69H7V70H5ZM8 69H9V70H8ZM14 69H16L17 72H15L16 70H14ZM20 69H22V68H20ZM24 69H25V67H24ZM43 69H42V70H43ZM66 69H67V68H66ZM78 69H79V67L77 68V71H78ZM84 69H85V68H84ZM84 69H83V72H84ZM90 69H91V68H90ZM90 69H89V70H90ZM98 69H100V68H98ZM134 69H135V68H134ZM178 69H179V68H178ZM178 69H174V70H176V72H177ZM186 69H188V67H186L185 70H186ZM217 69H219V68L217 67ZM217 69H216V70H217ZM229 69H230V68H229ZM2 70H5V71H2ZM22 70H23V69H22ZM27 70H28V69H27ZM62 70H63V69H62ZM62 70H60V71H62ZM73 70H74V68H73ZM79 70L81 71L82 69H79ZM91 70L94 71V69H91ZM116 70H117V69H116ZM116 70H115V71H116ZM142 70H143V69H142ZM142 70H141V71H142ZM170 70H171V68H170ZM170 70H169L168 72H170V75H171V77H172V76H173L174 74H176V73H175V71H173L172 73H174V74H172ZM180 70L182 71V69H180ZM191 70H192V68H191ZM191 70H190V71H191ZM220 70H221V69H220ZM227 70H228V69H227ZM231 70H232V69H230V71H231ZM249 70H250V69H249ZM251 70H252V69H251ZM263 70H264V68H263ZM38 71H39V70H38ZM56 71H57V72H56ZM60 71H59V72H60ZM64 71H63V73H64ZM66 71H67V72H66ZM93 71H92V72H93ZM98 71H99V70H98ZM155 71H156V70H155ZM155 71H152V72L155 74ZM157 71H159V70H157ZM160 71H161V70H160ZM183 71H184V69H183ZM187 71H188V70H187ZM190 71H189V72H190ZM209 71H210V70H209ZM221 71H222V70H221ZM225 71H226V70H225ZM253 71H254V68H253ZM30 72H31V71H30ZM74 72L76 73V70H75ZM74 72H72V73H74ZM85 72H88V70H85ZM90 72H91V71H90ZM90 72H88V73H90ZM92 72H91V74H92ZM106 72H107V71H106ZM137 72H138V71H137ZM168 72H167V73H164V75H166L167 79H168V77H169V73H168ZM196 72H197V71H196ZM198 72H199V71H198ZM201 72H202V71H201ZM256 72H257V71H256ZM60 73H62V72H60ZM81 73H82V72H81ZM81 73L79 72V73H77V74H81ZM119 73H120V72H119ZM123 73H124V72H123ZM140 73H141V72H140ZM179 73H180V72H178L177 74H179ZM186 73H187V72H185V74H186ZM191 73H192V71H191ZM217 73H218V72H217ZM217 73H216V75H217ZM224 73H225V72H224ZM227 73H228V72H227ZM230 73H231V72H230ZM230 73H229V74H230ZM253 73L255 74V72H252L251 74H253ZM257 73H258V72H257ZM26 74H27V73H26ZM29 74H30V73H28V75H29ZM33 74H34V73H33ZM84 74L86 75V73H84ZM138 74H139V73H138ZM154 74H153V75H154ZM157 74H158V73H157ZM231 74H232V73H231ZM58 75H60L59 78H60L61 80H58V79H59V78L57 77ZM95 75H96V74H95ZM111 75H112V74H111ZM111 75H110V77H111ZM159 75H160V73L158 74V77H159ZM162 75H163V74H162ZM189 75L191 76V74H189ZM248 75H249V74H247V76H248ZM256 75H257V74H256ZM261 75H262V74H261ZM21 76H22V75H21ZM70 76H73V75H70ZM70 76H67V74H66V75L64 76V78H63V81L68 80L67 78L70 77ZM81 76H83V75L81 74ZM97 76H98V75H97ZM192 76H193V75H192ZM212 76H214V74H213ZM226 76H227V75H225V77H226ZM250 76H251V75H250ZM250 76H249V77H250ZM263 76H264V75H263ZM65 77H66V79H65ZM116 77H117V76H116ZM124 77H125V76H124ZM142 77H143V76H142ZM142 77H141V78H142ZM144 77H146V74H145ZM158 77H157V78H158ZM163 77H164V76H163ZM166 77H164V78H166ZM174 77H175V75H174ZM198 77H200V78H201V81H203V83H202V82H201V83L199 82L201 85H203L204 83L207 82L206 80H204V78H203L204 76L202 77V75H201V76H198ZM198 77H197V78H198ZM208 77H209V76H208ZM215 77H217V76H215ZM235 77H236V76H235ZM26 78H27V77H26ZM26 78H25V79H26ZM31 78L34 79L33 82H32V79H31ZM73 78H74V77H73ZM80 78H81V77H80ZM108 78H109V77H108ZM108 78H107V79H108ZM149 78H150V77H149ZM159 78H160V77H159ZM161 78H162V77H161ZM175 78H176V77H175ZM189 78L191 79V78H193V77H189ZM195 78H196V76H195ZM202 78H203V79H202ZM205 78H206V76H205ZM210 78H211V76H210ZM210 78H209V79H210ZM262 78H264V77H262ZM28 79H29V78H28ZM70 79L73 81L72 77H71ZM70 79H69V81H71ZM98 79H99V78H98ZM102 79H103V75H102ZM104 79H105V78H104ZM104 79L101 80V81L103 82ZM109 79H110V78H109ZM111 79H112V77H111ZM114 79H115V78H114ZM120 79H121V78H120ZM120 79H119V80H120ZM122 79H124L123 76H122ZM125 79H126V78H125ZM145 79H147V78H145ZM151 79H152V78H151ZM151 79H150V80H151ZM184 79H185V78H184ZM216 79H217V78H216ZM219 79H220V77H219ZM238 79H239V78H238ZM84 80H85V79H84ZM105 80H106V79H105ZM112 80H113V79H112ZM112 80H111V81H112ZM115 80H117V79H115ZM134 80H135V79H134ZM155 80L158 81V80H160V79H154V82L151 81L152 84H153V86H151L152 89H153V87L155 88L158 84H160V85L162 86V85H164V84H165V85H168L169 83H172V82H169L168 84H166V82H168V80H169V81L171 80L170 77H169L168 80L164 81L165 83L163 82L164 84H161V82H160V83H159V82L156 83ZM162 80H163V79H162ZM192 80L194 81V78H193ZM195 80H196V79H195ZM211 80L214 82L213 79H211ZM217 80H218V79H217ZM221 80H222V79H221ZM243 80H245V78H244ZM111 81H108V83L110 82L109 85H110V86H111V85L113 86L114 84H113V82H111ZM113 81H114V80H113ZM171 81H172V80H171ZM178 81H180V80H178ZM185 81H186V80H185ZM188 81H190V80H188ZM196 81H197V80H196ZM204 81H206V82H204ZM209 81H210V80H209ZM212 81H211V82H212ZM245 81H246V80H245ZM252 81H253V80L251 79V82H252ZM17 82H18V83H17ZM120 82H121V81H118V85H117V86L115 85L117 88H118ZM191 82H192V81H191ZM211 82H210V83H211ZM213 82H212V83H213ZM217 82H218V81H217ZM30 83H29V86H30ZM57 83H55V84H56V85H59V84H57ZM70 83H72V82H70ZM104 83H106V85H107V81L104 82ZM114 83H116V81H115ZM139 83H140V82H139ZM139 83H138V84H139ZM145 83H146V82H145ZM147 83H148V81H147ZM173 83H177V82H173ZM184 83H185V82H184ZM187 83H188V82H187ZM194 83H195V82H194ZM197 83H198V81H197ZM210 83H209V85H210ZM234 83H235V81H234ZM242 83H243V82H242ZM242 83H241V84H242ZM244 83H247V82H244ZM11 84H12V85H11ZM13 84H15V85L17 84L16 86H17L18 88L22 89V90L20 91V90L18 89V91H17V90H15V89H13L14 87H13V88L11 87V86H14ZM22 84H23V83H22ZM77 84H79V83H77ZM116 84H117V83H116ZM123 84L125 85L126 82H124V81H123V83L121 82V84H120V87H121V88H122V87L124 88V85H123ZM150 84H151V83H150ZM152 84H151V85H152ZM235 84H236V83H235ZM238 84H239V83H238ZM238 84H237V85H238ZM241 84H240V86H241ZM247 84H248V83H247ZM260 84H261V83H260ZM8 85H9V86H8ZM102 85H103V84H102ZM102 85H101V86H102ZM129 85H130V84H129ZM145 85H146V84H143V83H142V85H141L142 88H141V86L139 85V88H141L140 90H138V91H139V94H141L140 91H142V94H143V93L145 94V92H143L144 89L146 90V88L143 89V87H146ZM154 85H155V86H154ZM171 85H172V84H171ZM176 85H177V84H176ZM185 85H186V83H185ZM185 85H184V86H185ZM196 85H197V84H196ZM201 85H200V86H201ZM204 85H205V84H204ZM207 85H208V82H207ZM209 85H208V87H207V86H205V87H207V88H211ZM212 85H213V84H212ZM214 85H215V83H214ZM214 85H213V87H214ZM243 85H244V84H243ZM251 85H252V84L250 83V86H251ZM253 85H254V84H253ZM253 85H252V86H253ZM262 85H263V82H262ZM16 86H15V88H16ZM64 86H63V87H64ZM115 86H114V87H115ZM127 86H128V85H127ZM127 86L125 85V88L128 89ZM149 86H150V85H149ZM172 86L174 87V85H172ZM179 86H180V85H179ZM182 86H183V85H182ZM186 86H187V85H186ZM188 86H189V84H188ZM197 86H198V85H197ZM254 86H255V85H254ZM6 87H7V88H8V87H9V88L11 87V88H10L11 90H8ZM27 87H28V86H27ZM70 87H71V86H70ZM102 87H103V86H102ZM107 87H108V86H107ZM157 87H158V86H157ZM162 87H163V86H162ZM177 87H178V86H177ZM213 87H212V89H214ZM226 87H227V86H226ZM231 87H232V86H231ZM231 87H227V89H232ZM235 87H236V85H235ZM237 87H238V86H237ZM243 87H245V86H243ZM71 88H72V87H71ZM71 88H70V89H71ZM74 88H75V87H74ZM108 88H109V87H108ZM112 88H113V87H112ZM135 88H136V89H135ZM139 88H138L137 86H135L134 89H135L136 91L133 90V91H135L134 93H136V92H137V89H139ZM149 88H150V87H149ZM159 88H160V86H159ZM164 88L166 89L165 86H164ZM164 88H163V89H164ZM175 88H176V86H175ZM201 88H202V87H201ZM201 88H199L200 91H201ZM239 88H240V87H239ZM246 88H249V85H248ZM256 88H257V87H255V89H256ZM12 89L14 90V92L12 91ZM59 89H60V88H59ZM75 89H77V88H75ZM102 89H103V88H102ZM104 89H105V88H104ZM104 89H103V90H104ZM161 89H162V88H161ZM202 89H203V88H202ZM205 89H206V88H205ZM251 89L253 90L254 88H251ZM255 89H254V90H255ZM257 89H258V88H257ZM259 89H260V88H259ZM71 90H72V89H71ZM113 90L115 91L116 89H113ZM155 90H156V89H155ZM187 90H188V88H187ZM206 90H207V89H206ZM233 90H234V89H233ZM254 90H253V92H254ZM6 91H8V92H11V91H12L11 94H12V93L17 94V92H18L19 94H21V97L19 98L18 95H16V96H14V98H13V96H12L13 94L10 95V94L7 93ZM59 91H60V90H59ZM79 91H80V90H79ZM109 91H110V90H109ZM125 91H126V90H125ZM133 91H132V92H133ZM153 91H154V89H153ZM159 91H160V90L157 89V92H159ZM161 91H163V90H161ZM161 91H160V93H161ZM166 91H167V89H166ZM179 91H181V90H179ZM212 91H214V90H212ZM212 91H211V93H212ZM215 91H216V90H215ZM228 91H229V92H228ZM228 91H225V92H227V93L225 94L227 97L229 96L228 93L231 92L230 90H228ZM235 91H236V90H235ZM258 91H259V90H258ZM258 91H257V92H258ZM4 92H6L5 98H4V94H5ZM26 92H27V93H26ZM51 92H52V93H51ZM93 92H94V91H93ZM146 92H148V91H146ZM155 92H156V91H155ZM186 92H187V91H186ZM202 92H203V90H202ZM208 92H210V89H208L207 92L204 91V94L202 93V95H201V94H200V95H197L198 97H197L196 99H200L201 96L203 97V95H204V97H206V93H208ZM221 92H222V91H221ZM223 92H224V90H223ZM236 92H238V91H236ZM257 92H256V93H257ZM3 93H4V94H3ZM55 93H56V92H55ZM55 93H54V94H55ZM67 93H68V92H67ZM67 93H64L63 96H64V97H67V96H66ZM94 93H95V92H94ZM96 93H98V95H100V97H101L102 95L105 96L104 94H100L99 91H96ZM96 93H95V94H96ZM104 93H105V92H104ZM115 93H116V95L118 94L117 96H120V94H121V96H122L124 92L122 91V92L119 93V91H118V89H117V90L115 91ZM137 93H138V92H137ZM197 93H199V92L197 91ZM197 93L195 92V95H196ZM200 93H201V92H200ZM211 93H210V94H211ZM233 93H234V91H233ZM246 93H247V92H246ZM1 94H3V95H1ZM8 94L11 96V97L8 96V97L12 100L11 103H12L13 101H17V100H18L19 102L21 101V102H20V103H21L20 105H17L18 101L16 102V104H15V102H13V103L16 105V107H15L16 110H15V111H14V109H12V108H14V106H13L12 104H11V105H12L13 107H12L11 105H9L10 102L7 103L8 100L10 101V99H6V97H7ZM56 94H57V93H56ZM56 94H55V95H56ZM69 94H70V93H69ZM105 94H106V93H105ZM129 94H130V96H129ZM150 94H151V93H150ZM174 94H176V93H174ZM231 94H232V93H231ZM239 94H240V93H239ZM252 94H253V93H252ZM258 94H259V93H258ZM71 95H72V94H71ZM93 95H94V94H93ZM116 95H115V96H116ZM134 95H135V94H133V96H134ZM208 95H209V93L207 94V97H206L207 99H208ZM221 95H223V94L221 93ZM237 95H238V94H237ZM30 96H31V95H30ZM30 96H27V97H29V98L26 97V98L28 99V100H27L28 102H29V100L31 99ZM78 96H79V95H78ZM94 96H96V95H94ZM174 96H175V95H174ZM223 96H224V95H223ZM253 96H254V95H253ZM8 97H7V98H8ZM58 97H60V96H58ZM98 97H99V96H98ZM100 97H99V98H100ZM110 97H111V96H110ZM112 97H113V96H112ZM124 97H126V98H127V97L129 98V97H130V99H133V98H131V93H128V94H127L126 96H124ZM176 97H177V96H176ZM178 97H179V95H178ZM180 97H182V96H180ZM186 97H187V96H186ZM188 97H189V96H188ZM188 97H187V98H188ZM194 97H195V96H193L192 98H194ZM204 97L202 98L203 100H204ZM211 97H212V95H211ZM211 97L209 96V98H211ZM213 97H214V94H213ZM230 97L232 98V95L229 96V98H230ZM12 98H13V99H12ZM72 98H73V97H72ZM86 98H87V97H86ZM142 98H143V97H142ZM190 98H191V97H190ZM215 98H217V97H215ZM219 98H220V97H219ZM224 98H226V97H224ZM224 98H223V99H224ZM20 99H21V100H20ZM93 99H95V98L93 97ZM93 99H92L91 97H90V99L88 98V100L91 101V102L93 101ZM101 99H102V98H101ZM111 99H112V98H111ZM130 99H129V100H130ZM146 99H147V98H146ZM181 99H183V97H182ZM232 99H233V98H232ZM31 100H32V99H31ZM79 100H80V99H79ZM79 100H78V102H77L78 104L76 103L78 106L80 105ZM96 100H97V99H95V100L93 101V102H94V106H95V104L97 103ZM99 100H100V99H99ZM103 100H105V99L103 98ZM107 100H110V99H107ZM116 100H118V99H115V101H116ZM123 100H125V99H123ZM123 100L120 101V103H121L122 106H124V105L122 104V103H124ZM137 100H138V99H137ZM179 100H180V98H179ZM185 100H186V99H185ZM185 100H184V104L187 102V101H185ZM190 100H191V99H190ZM217 100H218V99H216V101H217ZM229 100H231V99H229ZM236 100H237V99H236ZM82 101L84 102V100H81V102H82ZM122 101H123V102H122ZM132 101H133V100H132ZM194 101H195V100L192 99V102H194ZM210 101H212V100L210 99ZM231 101H232V100H231ZM253 101H254V99H253ZM255 101H256V100H255ZM255 101H254V102H255ZM25 102H26V101H25ZM25 102H24V103H25ZM33 102H34V101L32 100V103H33ZM73 102H74V101H73ZM91 102L89 103V106H88V104L86 105V103H84V104H85L84 107L88 106V107L92 108V110H94V109H95V111L98 110L97 108H93V107H92L93 104H91ZM93 102H92V103H93ZM98 102L100 103V101H98ZM103 102H104V101H103ZM110 102H111V100H110ZM118 102H119V101H118ZM139 102H140V101H139ZM172 102H173V101H172ZM174 102H175V101H174ZM182 102H183V100H182ZM202 102H204V101H202ZM259 102H260V101L258 100L257 103L259 104ZM24 103H23V104H24ZM104 103L107 105L109 102H108V103H107V102H104ZM104 103H103V104H104ZM136 103H137V102H136ZM136 103H135V104H136ZM176 103H177V102H176ZM178 103H179V102H178ZM188 103H189V101L187 102V104H188ZM194 103H196V102H194ZM194 103H193V105L195 106ZM199 103L202 105L201 102H199ZM210 103H211V102H210ZM237 103H238V102H237ZM18 104H19V103H18ZM28 104H29V103H28ZM72 104H73V103H72ZM72 104H71V105H72ZM100 104H101V103H100ZM117 104H118V103H117ZM126 104H127V102H126ZM139 104H140V103H139ZM184 104H183V105H184ZM205 104H207V102H206ZM8 105H9V106H8ZM34 105H35V103H34ZM34 105H33V106H34ZM81 105H82V103H81ZM81 105H80V106H81ZM90 105H92V106H90ZM108 105H109V104H108ZM111 105H112V104H111ZM129 105H130V104L128 103V105L124 106V108L126 107V110H127V109H130V108H127V106H129ZM171 105H172V104H171ZM174 105H175V104H174ZM180 105H181V104H180ZM188 105H189V104H188ZM196 105H197V103H196ZM6 106H7V107H6ZM10 106H11L12 108H9ZM25 106H27L26 103L24 104L23 107H25ZM30 106H31V104H30ZM30 106H29V109H30ZM33 106H31V107L33 108ZM75 106H76V105H75ZM78 106H76V107L79 108ZM96 106H97V105H96ZM101 106H102V104H101ZM178 106H179V105H178ZM199 106H200V105H199ZM84 107H83V109H85ZM104 107H106V106H104ZM104 107H103V109H105ZM108 107H109V106H108ZM114 107H115L114 105H113V107L110 106V107H109V111L111 112V111H112L111 109H114V110L117 109V108H116L117 105H116L115 108H114ZM142 107H143V106H142ZM175 107H176V106H175ZM179 107H180V106H179ZM26 108H27V107H26ZM80 108H81V107H80ZM98 108H99V107H98ZM100 108H101V107H100ZM120 108H121V107H120ZM198 108H199V107H198ZM8 109H11V110H13V111L10 110V112H8V111H7ZM21 109L23 110L24 108H21ZM103 109H102V110H103ZM122 109H123V107H122ZM122 109H119V110H122ZM179 109H180V108H179ZM188 109H190V108H188ZM2 110H3V111H2ZM25 110L28 111V109H25ZM33 110H32V111H33ZM72 110H73V109H72ZM75 110L77 111L78 109H75ZM151 110H152V109H151ZM175 110L178 111L177 109H175ZM257 110H258V109H257ZM69 111H71V110H69ZM73 111H74V110H73ZM76 111H74V112H76ZM86 111H87V108H86ZM98 111H99V110H98ZM105 111H108V108H107V110H104V113H105ZM124 111H125V110H124ZM146 111H148V109H146ZM184 111H185V110H184ZM17 112H18V111H17ZM29 112H30V110H29ZM66 112H67V113H66ZM78 112H79V111H78ZM82 112H83V110H80L79 114L81 115ZM84 112H85V111H84ZM84 112H83V113H84ZM113 112H114V111H113ZM127 112H129V111H127ZM149 112H150V111H149ZM152 112H155V111H152ZM23 113H24V112H23ZM23 113L20 112V113H18V115H20V114L23 115ZM26 113H27V112H26ZM26 113H25V114H26ZM69 113H70V114H69ZM69 113H68V114L71 115V112H69ZM85 113H87V112H85ZM92 113H93V112H92ZM98 113H99V112L96 111V113H95V114H96V117H97V114H98ZM101 113H102V112L100 111L99 115H100ZM108 113H109V112H108ZM121 113H122V112H121ZM121 113H120V111H119L117 114H119L120 117H121ZM182 113H183V112H182ZM112 114H113V115H112ZM114 114H116V113H111L110 116H107V117L104 118V120L102 121V122H104V123H103V125H104L103 127H104V128L102 127L103 129H102V128L100 129L99 125H97L98 127H97L96 129L99 128V129L101 130V133L96 134L97 138L95 137V139H96L97 141H98V139H100V137H101L102 139H100V141H101V142H105V140H103V135L106 134L108 137H111V136H109V134L111 135L112 131H113L114 133H118V132H117L118 129H117L116 125H115L116 128H114V126H113V128L111 129V132H110V128H111L112 126H111V127H109V126H110L111 122L114 121L115 119H116V121H117V117H118V116H116L117 114H116V115H114ZM123 114H124V113H123ZM149 114H150V113H149ZM151 114H154V113H151ZM186 114H187V113H186ZM10 115H9V116H10ZM76 115H77V114H76ZM80 115H79V119H80L81 126L77 125L78 128L75 127V128H76L75 130H77V129L79 130V127H80V128L82 127V128H81L79 131H75V130H74V127L71 128V127L69 126L68 129L71 128V130H73V132H69L68 135H67V134H63V135H64L63 137H64L65 139H69L70 141H68L67 144L74 146L75 149H76V147H77V149H78V147L81 148V149L86 147V149H85V151H83V153H82L80 150H78L77 153H76V155H77V157H78V155H80V154L82 153V154H81V158L78 157V158L81 159V160L79 159V161H81V163H83V165H84V170H85V171L88 170V173H89L90 170L92 169V168L90 169L91 166L95 167V171H96V168H98L99 166H102V165H101V163H102L101 161H102L103 159L107 158V156H108L109 154H108L107 149H105V147H104V143H101L100 141L93 143L94 145H92V146L87 145V142H85V141H86V140L88 141V140L90 139L91 136H88L89 134L92 135V133L90 132V130H91L90 127H91V128H92V127H95L96 125L94 126V124H96V123H95V122H93L94 124L91 123V124L93 125V126H91V124L89 123V122L91 121V120H90V121L88 122L90 125L88 124V125H89V126H88V125H87V121H88V120H86V118L83 117L84 115H83V116H80ZM99 115H98V117H99ZM105 115H106V114H105ZM183 115H184V114H183ZM189 115H190V114H189ZM29 116H23V117H25V119H27L26 117H29ZM86 116H88V114H87ZM89 116H90V115H89ZM92 116L95 117L94 114H91V117H92ZM113 116H116V117H115V119L112 120V117H113ZM124 116H126V115H124ZM155 116H156V115H155ZM13 117H14V116H13ZM16 117H17V116H16ZM21 117H22V116H21ZM76 117H77V116H76ZM94 117H92V118H93V121L96 120V119L94 120ZM102 117H103V116H102ZM133 117H134V116H133ZM5 118H6V119H9V120H4ZM48 118H47V119H48ZM71 118H74V117H73V116L70 117V120H71ZM92 118H90V119H92ZM122 118H123V117H122ZM19 119L21 120V122H20V124L18 123L19 121H18L17 123H18L19 126H21V128H22L23 125H22L21 123H22V121H23V118H22V119L19 118ZM30 119H31V117H30ZM98 119H99V118H98ZM102 119H103V118H101V120H102ZM127 119H128V118H127ZM15 120H18V118H15ZM49 120H50V119H49ZM30 121L33 122V120H30ZM73 121H74V120H73ZM73 121H72V122H73ZM75 121H76V120H75ZM97 121H98V123H99L100 120H97ZM136 121H137V120H136ZM15 122H16V121H14V123H15ZM49 122H50V121H49ZM62 122H63V123H62ZM91 122H92V121H91ZM114 122H115V121H114ZM119 122H121V121L119 120ZM132 122H133V120H132ZM9 123H10V124H9ZM43 123H45V121H44ZM66 123H67V122H66ZM75 123H76V122H75ZM75 123H74V124L71 123V124L75 125ZM78 123H79V122H78ZM85 123H86L87 126L85 125ZM7 124H8V125H7ZM15 124H16V123H15ZM28 124H29V123H28ZM34 124H35V121H34ZM45 124H46V123H45ZM45 124H44V125H45ZM113 124H115V123H113ZM124 124H125V123H124ZM30 125H31V127L33 126V125L30 123L28 127H30ZM37 125H38V124H37ZM37 125L35 124V127H36ZM63 125H64V124H63ZM63 125H60V126H58V127H61V126L63 127ZM69 125H70V124H69ZM73 125H71V126H73ZM83 125H84V127H83ZM126 125H127V124H126ZM3 126H4V127L6 126V129H5V128H2L3 130H6L5 132L2 131V129H1V127H3ZM25 126H26V128H25V129H26V130H25L26 132H27V131H30V133H31V130L33 131V129H34V126H33L32 129H31V127H30L31 130H30V129L27 130V125H25ZM25 126H24V127H25ZM38 126H40V129L42 128L41 125H38ZM38 126H37L36 128H39ZM66 126H67V125H66ZM85 126L88 127V128H85ZM101 126H102V125H101ZM119 126H121V125L119 124ZM127 126H128V125H127ZM158 126H160V125H158ZM49 128H50V127H49ZM51 128H50V131H51V130L55 131L54 128H53V129H51ZM60 129H62V128H60ZM66 129H67V127H66ZM93 129H94V128H93ZM113 129H114V130L116 129V131H114ZM123 129H124V128H123ZM9 130H10L11 132L14 131V133H12L13 135L11 134L12 136H9V137H12V138H10L12 141H11L10 139H6L5 142H6L7 140H10V141H11V142L9 141V142L11 143V144H9L10 147H11V145H13V146H17V145H19L18 147L21 146V148L23 149V150H22V149H20V148H18V147H15V149L12 148V150H14V151H12V150H10V151H12L15 155L12 154V155L10 156V157H11L10 159H9V155L11 154V152H10V154H9V150H8V149H7L8 152H4V151H6V150H4V151H3V150H0V154H1V156H2V154H7V153L9 154V155H5V157H8V159L10 160L11 163H9V164H13V165L10 167V170H8V171H10V172H9L10 176L8 175V176H9L8 178L11 177V179H12V180L10 179V180L12 181L11 185L13 184V182H15V185H16V183H17V185L19 184L18 186H20V183L22 184V183H29V182H33V181H34L33 185L36 184L37 188H39V186H40V185H39V182L42 180V179H41V180L39 181V179H38L39 176L41 177V176H43V175H45V176H46V175H49V174L51 173V171L54 172V168H56V167H57V169H55V171H56V170L59 171V168H60L61 166H63V165H62V164H63V160H62V164H61V165H60V163H59V165H58V163H57L58 161L61 162V160L58 158L59 156H58L57 153L51 154L52 157L54 156V158H52V157H50V156H48V155H44V153H46V154L50 153V151L48 152V149L50 150V148H51L56 142H57V143H56V146H57L58 148L55 147V146H53L54 148H53V147H52V148H53V150H55V151L57 152V150L59 149V147H62L61 145H59V142L64 143L65 140H64L63 138L61 139V136H60V140H59V134H57V135H58V138H57L56 136L53 135L54 138L52 137L53 139H52V138L50 139L49 134H48V136H47V135L44 136V134H46V131L44 132L43 130H42V131L44 132V134L42 133V131L40 132L41 134H43L42 136H40V135H38L39 137L36 136L38 139H37V138H34V136H30V137L28 136L29 138H27V135H26L27 133H26L25 131L20 130L19 128H14V127H13L12 130H11V129H9ZM9 130H8V131H9ZM34 130H35V129H34ZM71 130H70V131H71ZM119 130H120V129H119ZM126 130H127V129H125V131H126ZM128 130H129V128H128ZM159 130H160V129H159ZM36 131H37V130H35V132H36ZM56 131H57V130H56ZM130 131H131V130H130ZM89 132H90V133H89ZM109 132H110V133H109ZM120 132H121V131H120ZM120 132H119L118 134H120ZM32 133H33V132H32ZM127 133H128V132H127ZM33 134L35 135L36 133H33ZM38 134H39V133H38ZM121 134H123V133L121 132ZM30 135H31V134H30ZM36 135H37V134H36ZM98 135H100V136H98ZM106 135H105V136H106ZM43 136H44V137H43ZM51 136H52V135H51ZM66 136H67V137H66ZM107 136H106V137H107ZM116 136H118V135H116ZM119 136H120V135H119ZM126 136H127V135H126ZM9 137H8V138H9ZM41 137H43V138H41ZM88 137H89V139H86V138H88ZM108 137L106 138V140H109V139H110V138L108 139ZM131 137H132V136H131ZM166 137H167V136H166ZM56 138H57V139H56ZM170 138H171V137H170ZM35 139H36V140H39V139L42 140V139H43V140H42L43 143L46 142V143L43 145V148L40 147V150H39V151L41 152V149H44L46 152H45V151H42L41 154H40V153H37V152H39V151H38V150H35V149H37L36 145L39 144V143H38V141H36ZM54 139H56V140H54ZM188 139H189V138H188ZM41 140H40V141H41ZM61 140H62V141H61ZM96 140H94V141H96ZM102 140H103V141H102ZM128 140H129V139H128ZM3 141H0V145H1V143H4ZM35 141H36V142H35ZM50 141H51V142H50ZM52 141H53V142L55 141V143H53ZM58 141H59V142H58ZM89 141L91 142L92 140L90 139ZM123 141H124V140H123ZM169 141H170V140H169ZM176 141H177V140H176ZM92 142H93V141H92ZM115 142H116V141H115ZM115 142H113V143H115ZM128 142H129V141H128ZM174 142H175V141H174ZM178 142H179V140H178ZM180 142H181V141H180ZM6 143H8V141H7ZM6 143H5V146H7V147L9 148V145H8V144L6 145ZM43 143L40 142L41 146H42ZM51 143H53V144H51ZM117 143H118V141H117ZM119 143H120V142H119ZM121 143H122V142H121ZM121 143H120V145H121ZM40 144H39V145H40ZM64 144H66V141H65ZM126 144H127V143H126ZM167 144H168V143H167ZM173 144H174V143L172 142V145H171L172 148L174 147ZM3 145H4V144L1 145V149L3 148ZM39 145H38V146H39ZM78 145H80V146H82V147H80V146H78ZM129 145H130V144H129ZM176 145H177V144H176ZM176 145H175V147H176ZM5 146H4V148H5ZM13 146H12V147H13ZM45 146L47 147L46 149L44 148ZM72 146H71V147H72ZM83 146H84V147H83ZM122 146H123V145H122ZM179 146H180V145H179ZM35 147H36V148H35ZM74 147H72V149H73ZM117 147H118V146H117ZM123 147H124V146H123ZM38 148H39V147H38ZM165 148H166V147H165ZM69 149H71V148H69ZM69 149L66 148V150H69ZM77 149H76V150H77ZM115 150H116V149H115ZM115 150H114V151H115ZM124 150H125V149H124ZM69 151L72 152V151H74V150H69ZM79 151H80V153H78ZM169 151H170V150H169ZM172 151H173V150H172ZM3 152H4V153H3ZM43 152H44V153H43ZM126 152H128V151H126ZM72 153H73V152H72ZM116 153H117V152H116ZM166 153H167V152H166ZM107 154H108V155H107ZM168 154H169V153H168ZM55 155H56L57 157H56ZM127 155H128V154H127ZM166 155H167V154H166ZM172 155H173V154H172ZM12 156H13V157H12ZM47 156H48V157H47ZM117 156H118V155H117ZM119 156H120V155H119ZM119 156H118V157H119ZM5 157H4V160H5ZM49 157H50V162H49V160H48ZM112 157H113V156H112ZM114 157H115V155H114ZM114 157H113V158H114ZM168 157H170V156H168ZM2 158H3V157H2ZM56 158H58L59 160L56 159ZM92 158H95V159L97 160V163L93 164L92 161H91ZM115 158H117V157H115ZM170 158H171V157H170ZM240 158H241V157H240ZM6 159H7V158H6ZM52 159H53V160L56 159V162H55V160H54V162H55V163H54V162L52 161ZM109 159H110V158H109ZM119 159H120V158H119ZM171 159H172V158H171ZM175 159H176V158H175ZM237 159H239V157H238ZM241 159H242V158H241ZM241 159H239V161H240ZM4 160H3V162L5 163L6 160H5V161H4ZM57 160H58V161H57ZM72 160H73V159H72ZM106 160H108V159H106ZM7 161H8V160H7ZM73 161H74V160H73ZM73 161H71L70 163H72ZM77 161H78V160H77ZM77 161H76V162H77ZM79 161H78V162H79ZM171 161H172V160H171ZM175 161H176V160H175ZM235 161H236V160H235ZM239 161H237V162H239ZM242 161H243V159H242ZM242 161H240V163H241ZM244 161H245V160H244ZM0 162H1V164H3L2 161H0ZM6 163H8V162H6ZM53 163H54V164H53ZM112 163H113V162H112ZM242 163H244V162H242ZM245 163H246V161H245ZM245 163H244V164H245ZM105 164H106V163H105ZM105 164H103V165L105 166ZM110 164H111V163H110ZM238 164H239V163H238ZM111 165H113L114 169H116V168L118 167V164H117V163H116V164H111ZM114 165H115V166L117 165L116 168H115ZM120 165H121V164H119V166H120ZM38 166H41V167H38ZM64 166H65V164H64ZM89 166H90V167H89ZM53 167H54V168H53ZM63 168H64V167H63ZM63 168L61 169L62 171L66 170L65 168H64V170H63ZM118 168H119V167H118ZM121 168H122V167H121ZM80 169H81V168H80ZM86 169H87V170H86ZM98 169H99V168H98ZM98 169H97V170H98ZM114 169H113V171H114ZM61 170H60V172H61ZM116 170H117V169H116ZM85 171H84V172H85ZM95 171H92V172H95ZM66 172H67V170H66ZM86 173H87V172H86ZM90 173H91V172H90ZM115 173H116V171H115ZM42 174H43V175H42ZM52 174L54 175V174H56V172H54V173H52ZM52 174H50V176H46V177H52V176H51ZM80 174H81V173H80ZM91 174H92V173H91ZM56 175H58V174H56ZM56 175H54V177H55ZM81 175H82V174H81ZM81 175H80V176H81ZM89 175H90V174H89ZM3 176H4V174H3ZM45 176H43V177H45ZM58 176H59V175H58ZM60 176H61V175H60ZM90 176H91V175H90ZM5 177L7 178V176H5ZM84 177H86V176L84 175ZM84 177L82 176V178H84ZM55 178H57V177H55ZM86 178H89V177H86ZM90 178H91V177H90ZM113 178L115 179V177H113ZM4 179H5V178H4ZM44 179H45V178H44ZM44 179H43V180H44ZM52 179H53V178H52ZM107 179H110V178L107 177ZM114 179H113V180H114ZM35 180H36V183H35ZM53 180H54V179H53ZM57 180H58V179H57ZM57 180H56V181H57ZM7 181H8V180H6V184L9 183V181H8V182H7ZM108 181H109V180H108ZM116 181H117V180H116ZM4 182H5V181H4ZM18 182H19V183H18ZM41 182H42V181H41ZM41 182H40V184H42ZM43 182H44V181H43ZM110 182H111V181H110ZM111 183H112V182H111ZM9 184H10V183H9ZM37 184H38L39 186H38ZM107 184H108V183H107ZM109 184H110V183H109ZM30 185H32V184L30 183L28 186H30ZM13 186H14V185H12L11 187H13ZM21 186H24V188H25V187L27 186V184H26V185H23V184H22ZM28 186H27V187H28ZM41 186H42V185H41ZM41 186H40V188H41ZM175 186H176V185H175ZM197 186H198V185H197ZM27 187H26V188H27ZM105 188H106V187H105ZM108 188H109V187H108ZM122 188H123V187H122ZM122 188H121V189H122ZM172 188H173V187H172ZM177 188H178V187H177ZM195 188H196V186H195ZM124 189H125V188H124ZM170 189H171V188H170ZM180 189H181V188H180ZM39 190H41V189H39ZM196 190H197V188H196ZM91 191H92V189H91ZM91 191H90V192H91ZM95 191H96V189H95ZM106 191H107V189H106ZM108 191H109V189H108ZM93 192H94V191H93ZM31 193H32V192H31ZM58 193H59V192H58ZM64 193H65V192H63V195H61L62 192H60L59 196L61 195V196L64 197V196L66 195V194L64 195ZM94 193H95V192H94ZM94 193L92 194L93 196H94ZM100 193H101V192H100ZM100 193H98V194H97V192L95 193V194H96V195H95L96 198H97V196H99ZM106 193H107V192H106ZM109 193H110V192H109ZM84 194H85V193H84ZM84 194H83V195L81 194V195H82V196H85ZM88 194H89V193H88ZM119 194H120V192H119ZM122 194H123V193H122ZM171 194H174V196H176V195H175V192H174V193H171ZM179 194H180V192H179ZM181 194H182V193H181ZM27 195L29 196V198L32 196L30 193H29V194L26 193V195H25L24 197L22 196V197H23V200H24V198H25V199H28V198H27ZM30 195H31V196H30ZM109 195H110V194H109ZM116 195H117V194H116ZM86 196H88V195H86ZM95 196H94V197H95ZM100 196H101V195H100ZM103 196H104V194H103ZM124 196H126L125 191H124ZM90 197H91V195H90ZM101 197H102V196H101ZM108 197H109V196H108ZM116 197H117V196H116ZM118 197H119V198H122V197H120V195H119ZM59 198H60V197H59ZM96 198H95V199H96ZM113 198H114V197H113ZM119 198H118V200H119ZM20 199H21V197L19 198V200H20ZM30 199H32V197H31ZM124 199H125V198H124ZM28 200H29V199H28ZM120 200H121V199H120ZM83 201H84V200H83ZM90 201H92V198H90ZM108 201H109V200H108ZM108 201H107V202H108ZM110 201H111V200H110ZM114 201H115V200H114ZM121 201H123V200H121ZM124 201H125V200H124ZM55 202H56V201H55ZM55 202H54V203L52 202V205L55 204ZM111 202H112V201H111ZM117 202H118V201H116V203H117ZM56 203H57V204H56L55 208L53 207V208H54V211H55V209L57 210L56 207H58V203H59V201L56 202ZM60 203H61V202H60ZM107 204H108V203H107ZM107 204H106V205H107ZM114 204H115V203H114ZM117 204H118V206H119V202H118ZM52 205H51V204L49 205V206H51V207H50V210H53V209H51V208H52ZM70 205H71V204H70ZM122 205H124V203H122ZM122 205L120 204V206H122ZM87 206H88V205H87ZM108 206H109V204H108ZM111 206H113L112 209L115 208V207H117V206H115V205H111ZM114 206H115V207H114ZM61 207H62V206L59 205L58 208H61ZM94 207H95V206H94ZM47 208H49V207H47ZM47 208H46V209H47ZM96 208H97V207H96ZM103 208H104V207H103ZM105 208H106V207H105ZM123 208H124V207H123ZM194 208H195V207H194ZM91 209H92V207H91ZM110 209H111V208H110ZM115 209H116V208H115ZM117 209H119V208L117 207ZM117 209H116V211H117ZM95 210H98V208L95 209ZM106 210H107V209H106ZM113 210H114V209H113ZM113 210H112V211H113ZM121 210H122V209H121ZM44 211H45V212H50V211H47V210H44ZM44 211H43V212H44ZM54 211H53V212H54ZM59 211H60V209L57 210L58 213H59ZM119 211H120V210H118V212H119ZM41 212H42V211H41ZM43 212H42V213H43ZM51 212H52V211H51ZM53 212H52V213H53ZM57 212H56V213H57ZM60 212H61V211H60ZM113 212H114V211H113ZM121 212L123 213V211H121ZM119 213H120V212H119ZM185 213H186V212H185ZM185 213H184V214H185ZM46 214H47V213H46ZM61 214H62V212H61ZM116 214H118V213H116ZM120 214H121V213H120ZM103 216H104V215H103ZM168 216H169V215H168ZM105 217H106V216H105ZM118 217H120V216H118ZM170 217H171V216H170ZM183 217H184V216H183ZM194 217H195V216H194ZM194 217H193V218H194ZM107 218H108V217H107ZM109 218H110V217H109ZM116 218H117V217H116ZM123 218H124V217H123ZM187 218H188V217H187ZM195 218H196V217H195ZM195 218H194V219H195ZM207 218H208V216L205 217V218H203L202 220H204V222H207V221H208V220H206ZM209 218H210V217H209ZM17 219H18V218H17ZM110 219H111V218H110ZM213 219H214V218H213ZM73 220H75V219H73ZM76 220H77V219H76ZM122 220H123V219H122ZM0 221H1V220H0ZM118 221H119V220H118ZM118 221L116 220V222H118ZM148 221H149V219L146 221V223H147ZM165 221H166V220H165ZM210 221H211V220H210ZM210 221H208L207 224H205V229H206L207 227H208L207 229H209L212 225L215 227V225L218 224V223L214 224L215 222H212V223H211ZM212 221H214V220H212ZM14 222H15V221H14ZM120 222H123V221H120ZM1 223H2V222H1ZM111 223H112V222H111ZM114 223H115V222H114ZM123 223L126 225L125 222H123ZM146 223H145V224H146ZM183 223H184V222H183ZM209 223L212 224V225L208 226ZM13 224H14V223H13ZM15 224H16V223H15ZM69 224H70V223H69ZM145 224H144V225H145ZM149 224H150V223H149ZM151 224H152V223H151ZM113 225H114V224H113ZM152 225H153V224H152ZM159 225H160V224H159ZM187 225H189V224H187ZM199 225H200V224H199ZM206 225H207V227H206ZM220 225H221V224H219L218 227L221 229ZM227 225H228V224H227ZM227 225H226V226H227ZM9 226H10V225H9ZM16 226H17V225H16ZM30 226H31V225H30ZM150 226H151V225H150ZM193 226H194V225H193ZM193 226L190 225L191 228H190L189 226H187V228L189 227L188 229L191 230V229L193 228ZM213 226H212V227H213ZM221 226H222V225H221ZM10 227H11V228H9V227L7 226V229H9V230L11 229V230H12V228L15 227V225L13 226V225L11 224ZM18 227H19V226H18ZM18 227H17V228H18ZM156 227H157V226H156ZM156 227H155V228L153 227V228H154L155 230H157ZM195 227H196V226H195ZM201 227H202V228L204 227V223H202V226H201ZM201 227H198V228L201 230V229H202ZM224 227H225V226H224ZM90 228H91V227H90ZM122 228H123V227H122ZM127 228H128V227H127ZM127 228H126V229H127ZM140 228H142V227H140ZM146 228H147V227H146ZM159 228H160V226H159ZM163 228H164V227H163ZM165 228H166V227H165ZM181 228H183V227H181ZM187 228H183V229H184V230H187ZM198 228H197L196 230L199 231ZM225 228H226V227H225ZM236 228H237V227H236ZM7 229H6V231H7ZM14 229H15V228H14ZM87 229H88V228H87ZM135 229H136V228H135ZM135 229H134V230H135ZM137 229H138V228H137ZM160 229H161V228H160ZM172 229H173V228H172ZM176 229H177V228H176ZM194 229H195V228H193V230H194ZM205 229H203L202 231H204ZM213 229H214V230H213ZM216 229H217V228H211V229H209V230H205V231L207 232V231H210V230H211V233H212V230H213V233H212V235H213V234L216 232V231H215ZM220 229H219V231H220ZM11 230H10V231H11ZM15 230H17V229H15ZM88 230H89V229H88ZM113 230H114V229H113ZM116 230H118V229H116ZM134 230H133V232L136 233V230H135V231H134ZM141 230H142V229H141ZM141 230H138V231H141ZM155 230H152V229H151L150 232H151V231L153 232V231H155ZM177 230H178V229H177ZM177 230H176V232H177ZM184 230H183V232H182L181 230H178L177 235L180 234L181 236H184V235L186 234V233H184ZM190 230H189V231H190ZM193 230H191V231H193ZM196 230H194V231H196ZM227 230H229V228H227ZM231 230H233V229H231ZM122 231H123V230H122ZM126 231H128V230H126ZM131 231H132V230H131ZM131 231H129V233H130ZM145 231H146V229H145ZM168 231H169V230H168ZM170 231H172V230H170ZM179 231H181V232H179ZM189 231H188V233H191V231H190V232H189ZM194 231H193V232H194ZM214 231H215V232H214ZM238 231H239V228H238ZM238 231H237V232H238ZM73 232H76V230L73 229ZM73 232H72V233H73ZM141 232H142V231H141ZM141 232H138V234L135 235V236H136V237H137V236H140L139 234H140ZM143 232H144V229H143ZM157 232H158V230H157ZM166 232H167V231H166ZM185 232H187V231H185ZM227 232H228V231H227ZM11 233H13V232L11 231ZM11 233L7 232V234H6V233L3 232V234H0V236H1V238H2V236H3V238H5L6 236L9 235L8 238H7V237L5 238V241L8 242V241H9V237H10V235H12ZM76 233H77V232H76ZM121 233H123V232H121ZM144 233L148 235L149 232H148V233L144 232ZM182 233H184V235H182ZM196 233H197V231H196ZM202 233H204V232H202ZM211 233H208V234H211ZM216 233H217V232H216ZM4 234H5V235H4ZM68 234H69V233H68ZM79 234H80V233H79ZM123 234H124V233H123ZM131 234H132V233H130V235H131ZM142 234H143V233H141V235H142ZM151 234H152V233H151ZM153 234H154V233H153ZM192 234L194 235L195 232L192 233ZM197 234H198V233H197ZM197 234H195V235H197ZM235 234H236V233H235ZM240 234L242 235V230H241ZM15 235H16V234H15ZM60 235L63 236L62 234H60ZM84 235H85V234H84ZM89 235L91 236L90 233H89ZM154 235H157V236H158L159 234L157 233V234H154ZM171 235H172V234H171ZM180 235H179V236H180ZM212 235H211V236H212ZM233 235H234V234L231 233V237H232ZM65 236H66V235H65ZM72 236H73V234H72L70 237H72ZM81 236H82V235H81ZM81 236H80V238H81ZM92 236H93V235H92ZM121 236H123V235L121 234ZM135 236H134V238H135V240H137V238H139V237L136 238ZM143 236H144V234L141 236L142 239H141V238H139V239H140V240H144V238H146V236H145V237H143ZM157 236H155V237L157 238ZM161 236H162V235H161ZM163 236H164V235H163ZM179 236H178V238H179ZM186 236H187V235H186ZM186 236H185V237H186ZM189 236H191V234H190ZM201 236H203V235L201 234ZM209 236H210V235H209ZM209 236H208V237H209ZM226 236H227V235H226ZM226 236H225V237H226ZM235 236H239V235L236 234ZM119 237H120V234H119ZM131 237H133V236H131ZM155 237H154V238H152V237L150 238V236H149L148 239H149V240H150V239H151V240L153 239V240L156 241L157 239H156ZM10 238H11V237H10ZM68 238H69V237H68ZM73 238H75V237H73ZM73 238H71V239H73ZM76 238H78V235L76 236ZM76 238H75V240H74V239H73V240L76 241V240H77ZM117 238H118V237H117ZM161 238H162V237H161ZM164 238H166V237H164ZM164 238H162V239H164ZM180 238H181V237H180ZM182 238H183V237H182ZM186 238H187V237H186ZM198 238H201V237L198 236ZM198 238L196 237V240H197ZM202 238H204V237H202ZM202 238H201V239H202ZM213 238H214V237H213ZM232 238L235 239L234 237H232ZM232 238H231V239H232ZM71 239H70V241H71ZM97 239H98V237H97ZM97 239H96V241H97ZM119 239L125 240V237H121V238H119ZM139 239H138V240H139ZM159 239H160V238H159V236H158V242H159ZM176 239H177V238H176ZM193 239H194V237H193ZM239 239H240V238H239ZM7 240H8V241H7ZM61 240H62V239H61ZM80 240H81V239H80ZM122 240H120V241H121L120 243H122ZM135 240H134V241H135ZM145 240H146V239H145ZM153 240H152L151 243H153ZM170 240H171V239H170ZM172 240H173V239H172ZM194 240H195V239H194ZM203 240H204V239H202V241H203ZM206 240H207V239H206ZM78 241H79V238H78ZM161 241H162V240H161ZM180 241H181V240H180ZM187 241H188V240H187ZM207 241H208V240H207ZM2 242H3V244H5V243H4V240H3V241L0 240V244H2ZM62 242H63V241H62ZM80 242H81V241H80ZM98 242H100V240H99ZM118 242H119V241H118ZM135 242H136V241H135ZM145 242H146V241H143V243H145ZM173 242H174V241H173ZM182 242H183V241H182ZM185 242H186V241H185ZM191 242H192V241H191ZM63 243H64V242H63ZM65 243H67V242H65ZM101 243H102V242H101ZM133 243H134V242H133ZM138 243H140V242H138ZM198 243H199V242H198ZM198 243H197V244H198ZM210 243H211V242H210ZM240 243H241V242H240ZM260 243H261V241H260ZM70 244H71V243H70ZM70 244H69V245H70ZM77 244H79V243H77ZM171 244H172V243H171ZM186 244H187V243H186ZM197 244H196V245H197ZM229 244H230V243H229ZM229 244H228V245H229ZM232 244H233V243H232ZM252 244H253V243H252ZM254 244H255V243H254ZM71 245H72V244H71ZM73 245H76V244H73ZM79 245H80V244H79ZM81 245H82V244H81ZM97 245H98V244H97ZM97 245H96V246H97ZM121 245H122V244H121ZM136 245H137V244H136ZM136 245H135V246H136ZM141 245L143 246V244H141ZM145 245H146V244H145ZM145 245H144V247H145ZM196 245H195V246H196ZM226 245H227V244H226ZM257 245H258V244H257ZM1 246H3V245H1ZM84 246H85V245H84ZM102 246H103V245H102ZM116 246H119V245H116ZM148 246H149V245H148ZM151 246H152V244H151ZM165 246H166V245H165ZM173 246H174V245H173ZM207 246H208V245H207ZM241 246H242V245H241ZM70 247H71V246H70ZM113 247H114V245H113ZM152 247H153V246H152ZM199 247H200V246H199ZM209 247H210V246H209ZM238 247H239V246H238ZM77 248H78V247H77ZM92 248H93V247H92ZM96 248H97V247H96ZM99 248H100V247H99ZM106 248H107V247H106ZM116 248H117V247H116ZM116 248H115V249H116ZM165 248H166V247H165ZM200 248H201V247H200ZM202 248H203V247H202ZM211 248L213 249V247H211ZM228 248H229V247H228ZM252 248H253V246H252ZM75 249H76V248H75ZM78 249H79V251H80V248H78ZM81 249H82V248H81ZM108 249H109V248H108ZM169 249H170V248H169ZM229 249H231V248H229ZM237 249H238V248H237ZM112 250H114V249H112ZM116 250H117V249H116ZM193 250H194V249H193ZM198 250H199V249H198ZM209 250H210V249H209ZM213 250H214V249H213ZM213 250H212V251H213ZM227 250H228V249H227ZM75 251H76V250H75ZM79 251H78V252H79ZM117 251H118V250H117ZM117 251L114 250L113 252L115 253V252H117ZM205 251H206V250H205ZM205 251H204V252H205ZM212 251H211V252H212ZM73 252H74V251H73ZM80 252H81V251H80ZM118 252H119V251H118ZM189 252H190V251H189ZM199 252H200V250H199ZM206 252H208V251H206ZM216 252H217V251H216ZM216 252H215V253H216ZM18 253H19V252H18ZM20 253H21V252H20ZM20 253H19V255L22 256L23 253H22V254H20ZM190 253H191V252H190ZM213 253H214V252H213ZM243 253H244V252H243ZM250 253H252V250H251ZM69 254H70V253H69ZM91 254H92V253H91ZM200 254H202V252L199 253V255H198L199 258H200ZM205 254H206V253H205ZM217 254H218V253H217ZM246 254H247V253H246ZM259 254L261 255V253H259ZM19 255H17V257H18ZM23 255H24V254H23ZM190 255H191V256H195V255H193L192 253H191ZM209 255H210V254H209ZM209 255H208V256H209ZM222 255H223V254H222ZM249 255H250V254H249ZM252 255H253V254H252ZM263 255H264V254H263ZM20 256H19V258H20ZM92 256H93V255H92ZM206 256H207V255H204L203 257L205 258ZM212 256L214 257V256H216V255H213V254H212ZM230 256H231V255H230ZM232 256H233V255H232ZM232 256H231V258H233V260H234V257H232ZM234 256H235V255H234ZM237 256H238V259H239V256H240V255H237ZM258 256H259V255H258ZM195 257H196V256H195ZM226 257H227V256H226ZM226 257H225V259H226ZM261 257H262V256H261ZM21 258H22V257H21ZM95 258H96V257L94 256L93 259H95ZM199 258H198V259H199ZM206 258H208V257H206ZM214 258H217V257H214ZM214 258H213V259H214ZM220 258H221V257H220ZM249 258H250V257H249ZM252 258H253V257H252ZM258 258H260V256H259ZM1 259H2V258H1ZM97 259H98V258H96V259L93 260V261L96 262V261H98ZM100 259H101V258H100ZM196 259H197V258H196ZM200 259H201V258H200ZM200 259L198 260V264H199V263L202 264L204 261L208 262L209 259H211V261H212V257H211V256L209 257L208 260L205 259V260H202V262H200ZM225 259H224V260H225ZM238 259H235V260H237V263H238V261H239ZM214 260H216V259H214ZM222 260H223V259H221L220 261L223 262V263H225V262L222 261ZM235 260H234V261H235ZM240 260H241V259H240ZM247 260H249V259H247ZM251 260H252V259H251ZM180 261H181V260H180ZM182 261H183V260H182ZM182 261H181V262H182ZM227 261H228V260H227ZM229 261H230V260H229ZM229 261H228V263H230ZM234 261H233L232 264H234ZM69 262H70V261H69ZM90 262H91V259H90ZM99 262H100V261H99ZM193 262H194V260L192 259V263H193ZM195 262H197V261L195 260ZM195 262H194V263H195ZM216 262H218L219 264H221V263L219 262V258H217V261H216ZM216 262H215V263H216ZM242 262H243V261H242ZM242 262H241V263H242ZM247 262H248V261H247ZM254 262H255V261H254ZM66 263H67V262H66ZM66 263H65V264H66ZM92 263H93V262H92ZM96 263H97V262H96ZM96 263H95V264H96ZM186 263H187V262H186ZM194 263H193V264H194ZM204 263H205V262H204ZM204 263H203V264H204ZM212 263H213V261H212ZM223 263H222V264H223ZM239 263H240V261H239ZM62 264H64V261H63ZM69 264H70V263H69ZM71 264H74V263L72 262ZM183 264H184V263H183ZM188 264H191V260H190V263L188 262ZM196 264H197V263H196ZM205 264H207V263H205ZM209 264H210V263H209ZM213 264H214V263H213ZM256 264H257V263H256Z\"/></svg>", "mask_w": 264, "mask_h": 264}]
</instances>
